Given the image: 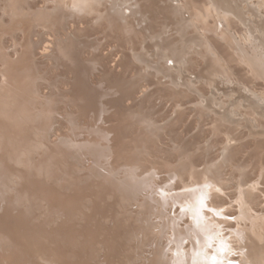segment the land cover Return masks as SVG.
I'll return each mask as SVG.
<instances>
[{
    "label": "rangeland",
    "instance_id": "1",
    "mask_svg": "<svg viewBox=\"0 0 264 264\" xmlns=\"http://www.w3.org/2000/svg\"><path fill=\"white\" fill-rule=\"evenodd\" d=\"M19 0H17V3L18 4H20V6H19V9L15 12H13L12 10L10 11V9H5V8H7V3H6V1L5 0H0V104H3L4 105V108H5V106L7 105L8 106V108H6L5 110H13L14 108L12 107V109L10 108L12 105H10V107H9V103L10 104H12V96H13V94H12V87H9V86H11V84H10V82H9V84H7L8 82L5 80V79H7L8 78V76L10 75V73H11V69H12V71H13V68L15 67V68H17V66L19 65L20 66V63L21 62H23L24 61V63H25V66L30 70V71H32V72H34V75H33V78L32 77H30L31 78V82H33L32 83V85H33V87H34V90H35V98L37 99V100H34V109L35 110H37L38 108H43V109H45V111H46V113H47V115L49 116V117H51V121L52 122H50L49 121V123H50V129L47 131L48 133L47 134H45V136H42V137H39V138H37L36 139V141H37V143L39 144L38 146H36L35 148H36V151L34 150L35 148H33V150L32 149H30V151H29V155L31 156V155H33V154H35V156L33 157V159H38V158H40L41 157V155L43 154V152L45 151L44 149L45 148H50V149H55L56 151H59L58 153H61V154H63V152H64V156H66L65 158H64V163L66 164V168L63 170V171H61V172H56V171H54V172H56L57 174L55 175V173L53 174V176L51 177H45L44 179H43V185L44 184H46V185H44L45 187H47V188H50V189H55L56 188V190H58L57 192L60 194V195H64L63 194V192H61V191H64L65 192V195H68V193L70 194L71 193V190L70 189H66L67 191H65V189H62L61 190V188H63V187H61L59 184H56L57 182L59 183V179L60 178H64V176L63 175H65L64 173H66L67 175H65V176H67L68 177V175L70 176V177H68L69 179H70V182L72 183V185H73V187L74 188H77V190H79L80 192H81V194H82V198H84L83 200H82V203H81V208H82V210H84L83 212H85V213H91V215L90 216H92V218H97L98 219V222H99V224L102 226V228L103 229H106V228H109L110 226H112L113 224H115V221L116 222H118L117 224L119 225V228H124V229H120V231H122V235L123 234H127L126 232H124V231H128V235H129V237L130 238H132V237H134L133 239H135V238H137V237H142L143 238V242H144V244L143 243H140L139 245L137 244V243H133V242H131L130 243V241H127V239H125V237H123V239H124V243H125V245H126V248H125V251L127 252V253H129V252H131V253H133V254H135V257L136 258H139L140 257V254L144 257H142L143 258V260L144 259H146V258H150L151 256H153V255H155V254H157L158 256H160V257H163V260H165V258L167 257H169V256H172L171 254L173 253V254H178V252H180L179 250L180 249H182L183 251H181V252H183V257H185V258H189L190 260H193V258L196 256V254H198L197 252H201V253H203V254H207V253H209L208 255L209 256H213L214 258L215 257H217L216 255H218L219 253H220V251H222L223 249H226V251L224 252V250L222 251V253H223V255H222V258H224L223 260H225V261H223L222 260V258L220 257L221 255L219 254V256H218V258H220V259H218V263L217 264H245V260L246 261H248L247 260V258L249 257L248 256V253H247V255L246 254H244L245 253V248H242L241 249V246L243 245V243H240L239 244V242H240V240L238 239V238H240L239 237V235H241L242 234V236L244 235H248L249 237L248 238H250V240H255L256 242H257V244H261L260 246H262V248L264 249V167H262V165H263V163H264V124L262 125V123H264V80H263V82H262V79H264V50H263V48H264V0H243V1H241V0H229V1H227V0H225V1H223V0H214V1H216V5H214V3H209V2H213V0H209V2H207V1H205V0H185L186 1V4L184 3L185 1L184 0H181L182 2L179 4L178 3V1H180V0H172L174 3H177V4H179V9L181 10V11H183V15L185 16V19H186V24H188L187 25V31H186V41L188 42V40L190 39V41L193 39V40H195V41H191V43L193 44V46L194 47H196V48H193L192 47V44L191 43H187V42H185L184 44L185 45H187V47L184 45V46H179V49L178 50H180L181 49V51L182 52H184L185 54H187V58H188V60H187V58L185 57V59H181V61L180 60H173L172 58H170L169 57V55H167V53H168V51L167 50H165L164 48L162 49V50H160L159 49V47L157 48L155 45L154 46H152L151 47V44H152V42L154 41L153 40V38L154 37H152L151 35H154V34H156V31L158 30V22H157V20L155 21V22H157L156 23V25H157V27L155 26V24H154V29H155V31L154 30H152V29H150L149 27H151V25L150 26H146L147 28H148V30L150 29V31H151V33H149V32H147V29H146V31L144 32V29L146 28H143V31H141V29H140V27H144L145 25H144V22L143 21H141V22H143V23H138V22H134L133 24L135 25H138V26H140L139 27V29H135V26H134V28H132V29H134V30H136L138 33L141 31V33H142V35H140V34H138V33H136V37H137V40L139 41L138 43L139 44H141V45H139L138 44V46H139V49L138 48H136V47H134L133 46V49H131L130 47L129 48H127V49H131V50H129V51H131V52H133L134 54H132V57H135V53H136V55H139L138 56V59L136 60L135 58H137V57H135V58H133V59H130V58H127V59H125V61H124V59H123V62H121L120 63V57H123V54L125 55V53H126V50L125 49H122V48H120V47H118L117 46V43L114 41V40H108V38L106 39V37H104V34H103V28H101L102 26V22H100V23H97L96 24V22L94 21V19L96 18L95 16H97L96 14H90L89 16H87V15H80V14H74V15H72V13L71 12H69V10H67L66 9V5H62V3L63 2H61V1H63V0H59V2L60 3H57L56 2V0H45V3L43 4H41V3H39V0H35V3L33 4L32 3V1L31 0H23V2H22V0H20L19 2H18ZM121 1L122 0H118V3H120V7L119 8H123V6L124 7H128V8H130V7H133V4H132V0H123L122 2L124 3L125 1L127 2L126 4L124 3V5H122L121 4ZM129 1H131L130 3H129ZM148 0H145V2H147ZM151 1V0H150ZM198 1V2H197ZM204 1V2H203ZM224 4V5H222V3ZM237 1V2H236ZM239 1V2H238ZM51 4H50V3ZM55 2V3H54ZM116 2H117V0H116ZM190 2H194L193 4H194V6H192V5H189V6H191V7H193V8H191V10H190V8H189V6H188V4L190 3ZM199 2H201V3H199ZM208 3V5H207V7L205 6L207 3ZM219 2H220V4H219ZM242 2V3H241ZM53 3V4H52ZM105 3H106V5L109 3V1L108 0H105ZM188 3V4H187ZM192 3H190V4H192ZM226 3V4H225ZM5 6H4V5ZM60 4V5H59ZM128 4V5H127ZM129 4H130V6H129ZM147 4H149V2L147 3ZM217 4H219V5H217ZM53 5H57V7L56 6H53ZM122 5V6H121ZM127 5V6H126ZM185 5L187 6V7H185ZM199 5H203V7L202 6H200L199 7ZM222 5V6H221ZM229 5H230V7H229ZM29 6V7H28ZM47 6V7H46ZM60 6V7H59ZM63 6V7H62ZM119 6V5H118ZM117 6V7H118ZM209 6H211V7H213V9L214 8H217V10L221 13H219L218 11H217V14L216 13H214V12H216V11H212V10H210V8H209V10L207 11V8L209 7ZM221 6V7H220ZM3 7V8H2ZM37 7V8H36ZM45 7V8H44ZM51 7H53V8H51ZM55 7V8H54ZM61 8V9H59V8ZM104 7V6H103ZM184 7V8H183ZM194 7H196V9L194 8ZM198 7V8H197ZM204 9V10H202V8ZM219 7H220V9H219ZM234 7V8H233ZM238 7H239V9H238ZM21 8V9H20ZM24 8V9H23ZM56 8H58L57 9V11L55 10ZM105 8V7H104ZM135 8H136V6H135ZM187 8H188V10H187ZM225 8V9H224ZM234 10H233V9ZM236 8V9H235ZM30 9V10H29ZM132 9H134V8H132ZM196 11H195V10ZM198 9H200V14L202 13V11H203V17H202V15H201V17L200 18H204V21H206V19H207V22L208 23H211L209 26H208V28L205 26L206 24H205V22L204 21H202V19H198L196 16H198L197 15V13H198ZM224 9V11H222ZM249 9V10H248ZM7 10V11H6ZM41 10V11H40ZM55 10V11H54ZM59 10V11H58ZM62 10V11H61ZM63 10H64V12H63ZM216 10V9H215ZM228 10L229 11H231V12H234L235 11V14H236V16H235V19H237L236 21H237V23H238V26H237V23L235 22V19H234V22L232 23V20H229L227 17H226V15L225 14H227L228 13ZM236 10L238 11V13H236ZM20 11V12H19ZM23 11V12H22ZM30 11H32V12H30ZM193 11V12H192ZM214 13L215 15H216V17L217 18H212V15H210V17H209V14L207 13ZM222 11V12H221ZM17 12H18V14H17ZM61 12V13H60ZM193 14H192V13ZM196 12V13H195ZM204 12H206V14L208 15V17H207V15H205L204 16ZM226 12V13H225ZM13 13V14H12ZM26 13V14H25ZM53 13V14H52ZM64 13V14H63ZM70 13H71V15H70ZM240 13V14H239ZM9 14H11L10 15V18H9ZM17 15V16H15V15ZM36 14H38V15H36ZM48 14V15H47ZM138 14V16H139V13H137ZM136 14V15H137ZM192 14V15H191ZM199 14V13H198ZM213 14V15H214ZM242 14V15H241ZM14 15V16H13ZM23 15H24V17H23ZM28 15V16H27ZM29 15H31V16H29ZM52 15V16H51ZM76 15V16H75ZM80 17H79V16ZM222 15H224V16H222ZM20 16H22L23 17V19L24 20H26L27 21V24H26V21L24 22L23 21V19L20 17ZM27 16V17H26ZM67 16H69V18H70V20H72V22H73V24H74V28H70V20H68L69 18L67 17ZM71 16H72V18H71ZM83 16H85V17H83ZM92 16V17H91ZM194 18H193V17ZM200 16V15H199ZM198 16V17H199ZM12 17V18H11ZM16 17V18H15ZM28 17H31V18H29L28 19ZM34 17V18H33ZM51 17H53L54 18V20H53V18H51ZM74 17V18H73ZM87 17H89V19H87ZM222 17H224V18H226V20L223 18V20H221V21H218L219 19H222ZM243 18V19H241V18ZM15 18V19H14ZM25 18H27V19H25ZM66 18H68V19H66ZM84 18V19H83ZM91 18V19H90ZM191 18H192V20H191ZM206 18V19H205ZM9 19H11V20H9ZM197 19V20H196ZM212 19H214V21H209V20H212ZM218 19V20H217ZM228 19V20H227ZM240 19V20H239ZM3 20V21H2ZM34 20V21H33ZM82 20L83 21H85L84 23L82 22ZM188 20H190V21H188ZM215 20H217V21H215ZM259 20H260V22H259ZM79 21V22H78ZM90 21V22H89ZM193 21V22H192ZM196 21V22H195ZM197 21L199 22H201V24L204 22V24H202V26H204V28H205V30H204V28L202 27L201 28V24L200 23H197ZM227 21H231L230 23L229 22H227ZM258 21V22H257ZM11 22V24H9ZM76 22V23H75ZM95 22V23H94ZM190 22V23H189ZM212 22H213V25H212ZM214 22L215 23H219V25L218 24H214ZM224 24H223V23ZM241 22V24H239ZM244 22V23H243ZM2 23H4V24H2ZM19 25H18V24ZM49 23V24H48ZM207 23V24H208ZM256 23H257V25H256ZM7 24V25H6ZM91 24V25H90ZM144 26H143V25ZM189 24H190V26H189ZM194 24V26L195 27H198L197 28V32L198 33H196V29H195V27H193L192 25ZM233 25V26H231V25ZM247 24V25H246ZM3 25V26H2ZM50 25V26H49ZM53 27H52V26ZM75 25H76V28H75ZM93 25V26H92ZM198 25H200V27L198 26ZM236 25V26H235ZM256 25V26H255ZM14 26V27H13ZM85 27V29H83L84 27ZM137 26V27H138ZM212 26V28H215V29H213V31L211 30V32H209V29H210V27ZM251 26V27H250ZM9 29H8V28ZM50 27V28H49ZM79 27H81V29H83V31L81 30V29H78ZM136 27V28H137ZM238 27H241V29H242V31H241V29H240V31L241 32H243V33H241L239 30H238ZM247 28V29H245V28ZM13 30H12V29ZM86 28H88V29H86ZM97 28V29H96ZM152 28H153V26H152ZM190 28H192V29H190ZM211 28V29H212ZM218 28V29H217ZM52 29H53V31H52ZM101 29V30H100ZM254 29V30H253ZM19 30V31H18ZM56 30V31H55ZM81 30V31H80ZM88 30V31H87ZM98 30H99V32H98ZM190 30H192L193 32H191ZM200 30V31H199ZM207 30V31H206ZM217 30H220V31H223V34H225V35H227V36H223L221 33H219L220 31H217ZM244 30H245V32H244ZM249 30V31H248ZM15 31H17V32H15ZM217 32V33H214V32ZM235 31V32H234ZM246 31H248V32H246ZM253 33H252V32ZM21 32V33H20ZM82 32L83 33H85V34H82ZM94 32V33H93ZM158 32H159V30H158ZM206 32V33H205ZM229 32V33H228ZM256 32V33H255ZM42 34V36H41V34ZM49 33L51 34V36L53 37L52 39H50L49 38ZM54 33V34H53ZM72 33V34H71ZM143 33H145L146 34V36H148V33H149V36H148V38L146 39V36H144L143 35ZM189 33V34H188ZM190 33H194V34H190ZM195 33H196V37L195 36H193V35H195ZM209 33V34H208ZM216 34L215 36L213 35L212 36V34ZM221 34V36L220 35H217V34ZM235 33V34H234ZM250 33H251V35H250ZM260 33V34H259ZM59 34V35H58ZM71 36H70V35ZM76 34V35H75ZM88 34V35H87ZM203 34V35H202ZM206 34V35H205ZM230 34V35H229ZM244 34H247V35H245V37H248L249 38V41H247L248 40V38L246 39L245 37H244ZM255 34V35H254ZM258 34V35H257ZM74 35V36H73ZM89 36V37H87V36ZM201 35V36H200ZM208 35V36H207ZM210 35V36H209ZM257 35V36H256ZM138 36H139V38H138ZM143 36L145 37L144 39H143ZM164 36H166L167 37V35H165L164 34ZM197 36H199V37H197ZM222 36L223 37H227L228 38V40H227V38H224V40L222 41V42H224L225 41V39H226V43H225V45L222 43V42H220V40H222ZM238 36V37H237ZM252 36V37H251ZM91 37V38H90ZM118 37V36H117ZM151 37H152V39H151ZM168 37H170V36H168ZM167 37V38H168ZM215 37H217V39L215 40ZM220 37V38H219ZM231 37L234 39V42L236 41V43H235V46L234 47H236V44H237V47L239 48H237L236 47V49H238L237 51L239 52L240 50L243 52H239V53H241V54H239L238 52H237V55H238V57L240 58V59H237L236 57H233V56H231L232 55V52H229V48H232V47H229L228 48V42H230L231 40ZM8 38H10V39H8ZM86 38H88L87 40L91 43H89L87 40H84V39H86ZM200 38V39H199ZM206 38V39H205ZM213 38V39H212ZM49 39V40H48ZM84 41H87V42H84ZM119 39V38H118ZM142 39V40H141ZM145 39L147 40V41H152L150 44H147V41H146V43H145ZM198 41H197V40ZM232 39V40H233ZM252 39V40H251ZM18 40V41H17ZM52 40V41H51ZM202 40V41H201ZM207 41L206 43H204L205 41ZM250 40L251 41H253L251 44L249 43L250 42ZM255 40V41H254ZM257 40H259V41H257ZM10 41V42H9ZM11 41H12V43H11ZM23 43H22V42ZM59 41V42H58ZM91 41H96L95 43H94V45L96 44V46H94V47H92V48H94V49H96L95 50V52H96V57H98V58H96V60H97V62L95 63L96 65H97V67H99L100 65H102V66H100L99 68H96V69H99V70H102L101 72L103 73V72H105V74L106 75H108L109 74V76L108 77H106L107 79H105L104 78V76H105V74H102L100 71H96V72H94V70L93 69H91V67H89V65L90 64H87V62H88V60L86 59V58H88L87 57V55H90V50L92 49L91 48V46H93L92 45V43L93 42H91ZM144 41V42H143ZM246 43H245V42ZM2 42V43H1ZM17 43V44H15V43ZM55 42L56 43V47H55V45H53V43ZM65 42V43H64ZM105 42H106V44H105ZM178 42V40L176 39V40H174V43H177ZM198 42H203L202 44L201 43H199V45H198ZM214 42V43H213ZM238 42L239 43H241V44H238ZM19 43V44H18ZM54 43V44H55ZM67 43V44H66ZM85 43V44H84ZM196 43V44H195ZM211 45H210V44ZM213 43V44H212ZM222 43V45H220ZM13 44V45H12ZM78 44H81V45H79L78 46ZM83 44V45H82ZM98 44V45H97ZM104 45V46H101V45ZM110 44V45H109ZM113 44H115V45H113ZM126 44V43H125ZM144 44V45H143ZM147 44V45H146ZM190 44V45H189ZM201 44V45H200ZM203 44H205L204 46V48L202 49L201 47H202V45ZM209 44V45H208ZM214 44H217L216 46L218 47V46H221V47H218V48H216V46L214 45ZM253 44V45H252ZM18 45V46H17ZM59 47H58V46ZM100 45V46H99ZM135 46L137 45V44H134ZM150 46V48L152 49V51H153V55H155L154 57H155V59L153 58V56H150V55H152V51L150 50V48L148 49V47ZM153 45V44H152ZM196 45V46H195ZM214 45V46H213ZM234 45V44H233ZM257 45V46H256ZM42 46V47H41ZM46 46V47H45ZM83 48H82V47ZM85 46V47H84ZM88 46V47H87ZM90 46V47H89ZM112 46V47H111ZM124 46H127V45H124ZM147 47V49H145L144 47L142 48L143 50H141L140 51V49H141V47ZM211 46V47H210ZM223 46H226L227 47V49L224 51V49L222 50V48H223ZM241 46V47H240ZM256 46V47H255ZM24 47V48H23ZM27 49H26V48ZM128 47V46H127ZM154 47V48H153ZM184 47V48H183ZM189 47V48H188ZM197 47H199V50H194V49H198ZM208 47H210L211 48V50L208 48ZM254 49H253V48ZM258 47H259V49H258ZM15 48V49H14ZM47 48V49H46ZM202 50H201V49ZM214 48H216V49H214ZM221 48V49H220ZM225 48V47H224ZM242 48V49H241ZM30 49V50H29ZM50 49H52V50H50ZM90 49V50H89ZM93 49V50H94ZM145 49V50H144ZM157 49V50H156ZM183 49V50H182ZM191 49L193 50L192 51V53L191 52H189V51H191ZM250 49V50H249ZM4 52H3V51ZM21 50H24V51H21ZM27 50V51H26ZM56 50V51H55ZM73 50V51H72ZM76 50V51H75ZM86 50V51H85ZM119 50V52H120V54H115L116 53V51H118ZM135 50H137V51H135ZM138 50L140 51V53H138ZM156 52H155V51ZM164 50L166 51V52H164ZM205 50V51H204ZM210 50V51H209ZM215 50V51H214ZM220 50V51H219ZM232 50V49H231ZM230 50V51H231ZM234 50V49H233ZM52 53H51V52ZM55 51V52H54ZM60 51V52H59ZM110 51V52H109ZM135 51V52H134ZM150 51V52H149ZM159 51V52H158ZM208 53H207V52ZM227 51V52H226ZM253 51V52H252ZM257 51V52H256ZM21 52H22V54H21ZM24 52V53H23ZM54 52V53H53ZM59 52V53H58ZM82 54H81V53ZM98 52V53H97ZM113 54H112V53ZM144 52V53H143ZM155 52V53H154ZM162 52H164V53H166V56L164 55V53H162ZM203 52H205L206 54H204ZM209 52H211V54L212 55H210L209 54ZM4 53V54H3ZM14 53H16V54H14ZM27 53V54H26ZM42 53V54H41ZM66 53V54H65ZM84 53V54H83ZM89 53V54H88ZM142 53V54H141ZM146 53V54H145ZM150 53V54H149ZM190 53V54H189ZM203 53V54H202ZM216 53V54H215ZM218 53V54H217ZM220 53H221V55H222V58H221V55H220ZM252 55H251V54ZM263 55H262V54ZM3 54V55H2ZM61 54H63V55H65L64 57H63V55H61ZM208 54V55H207ZM213 54L214 55H217L218 57H216V56H213ZM223 54H224V56H225V58L227 57L226 55H229V54H231V55H229V57H227L226 59L224 58V56H223ZM245 54V55H244ZM248 54H249V56H248ZM22 55H23V57H22ZM79 55V56H78ZM101 56V57H99V56ZM114 55V56H113ZM117 55V56H116ZM122 55V56H121ZM134 55V56H133ZM143 57H142V56ZM145 55V56H144ZM164 55V59L162 58V56ZM204 55V56H203ZM242 55H244V56H242ZM22 57V59H21V57ZM28 56V57H27ZM70 56V57H69ZM85 56V57H84ZM197 56H199V57H202V58H200L199 59V57H197ZM209 56V57H208ZM235 56V55H234ZM262 56V57H261ZM8 57H9V59H8ZM26 57V60L27 61H25V58ZM62 59H61V58ZM65 57H67V58H65ZM103 57V58H102ZM113 57V58H112ZM196 57H197V61L195 60L196 59ZM211 57H213V58H211ZM5 61H3L2 59ZM21 59V61H20V59ZM120 60H119V59ZM139 58H140V61H142V63L139 61ZM146 58V59H145ZM156 58H158V59H156ZM161 58H162V60H161ZM167 58V59H166ZM169 58V59H168ZM207 58V59H206ZM211 58V59H210ZM215 58L217 59V60H215ZM221 58V59H220ZM232 58V59H231ZM243 58V59H242ZM12 59V60H11ZM15 59V60H14ZM19 59V60H18ZM24 59V60H23ZM28 59H30V62L28 63ZM69 59V62L67 61ZM85 59V60H84ZM119 60V62H116L115 60ZM130 59V60H129ZM141 59H144L145 60V64H143L144 62H143V60H141ZM218 59H220V60H218ZM227 59H229V60H227ZM234 59V60H233ZM237 59V60H236ZM257 59V60H256ZM259 59V60H258ZM261 59V60H260ZM63 60L66 62H63ZM82 60H84L83 61V63H82ZM127 60V61H126ZM132 60H133V63H132ZM161 60V61H160ZM186 60V61H185ZM192 60H194V62L192 61ZM205 60V61H204ZM213 60H215L214 61V63H213ZM236 60V61H235ZM239 60V61H238ZM253 60V61H252ZM11 61V62H10ZM17 63H16V62ZM55 61V62H54ZM87 61V62H86ZM155 61H158L157 63L155 62ZM164 61V62H163ZM172 61H174V63L172 62ZM199 61V62H198ZM202 61H204V62H202ZM216 61H218L217 63H216ZM223 61V62H222ZM227 63H225V62ZM235 61V62H234ZM256 61V62H255ZM259 62V64H258V62ZM16 64H15V63ZM41 62V63H40ZM54 62V63H53ZM57 62V63H56ZM71 62V63H70ZM116 62V63H115ZM127 62V63H126ZM130 62V63H129ZM138 62H140L141 63V66H140V64L138 63ZM148 62H150V67L147 65L148 64ZM161 62V63H160ZM162 62H163V64H162ZM172 62V63H171ZM187 62H190V63H188L187 64ZM192 62H193V64H192ZM220 62V63H219ZM222 62V63H221ZM245 62V63H244ZM28 63V64H27ZM56 63V64H55ZM69 63V64H68ZM89 63V62H88ZM97 63H99V64H97ZM120 64V66L121 65H123L124 64V66H121L123 69H124V71H123V69L119 66V65H117V64ZM135 63H137V64H139V66H137L138 68H136V66H135ZM164 63H165V65H164ZM195 63H196V65H195ZM212 63V64H211ZM215 63H216V65L217 66H222V64H223V69H225V71L222 69V71H224L225 73H222V71H221V73L222 74H224L226 77H224V80H223V77H220V76H222V74L220 75L219 73H220V69H219V67H217L216 65H215ZM27 64V65H26ZM136 64V65H137ZM157 64V65H156ZM160 64V65H159ZM174 64V65H173ZM184 64V65H183ZM200 64V65H199ZM15 65V66H14ZM49 65V66H48ZM65 65V66H64ZM72 65H74L73 67H75V68H71L72 67ZM99 65V66H98ZM117 65V66H116ZM166 69V72H165V69L162 67V66ZM191 65V66H190ZM192 65H195L194 67L192 66ZM198 65V67H196ZM226 67H225V66ZM229 65H230V67H229ZM233 65V66H232ZM248 65V66H247ZM29 66V67H28ZM68 66V67H67ZM131 68H130V67ZM132 66H134L135 68H132ZM145 68H147V66H148V68L147 69H149L150 70V68H151V70L150 71H146L145 70V72H143L142 70H144V67ZM156 66V67H155ZM158 66V67H157ZM170 66H171V68H173L174 66L176 67H174L173 68V70L176 72H174V71H172L171 70V68H170ZM184 66L186 67V68H188V70L189 71H191V68H192V71L191 72H189L186 68H184ZM188 66V67H187ZM205 66V67H204ZM213 66V67H212ZM232 66V67H231ZM251 66V67H250ZM257 66V67H256ZM263 66V67H262ZM10 67H11V69H10ZM67 67V68H66ZM88 67H89V69H88ZM140 67H142L141 69H140ZM162 67V68H161ZM177 67H179V68H177ZM195 67L197 68V69H195ZM209 67V68H208ZM215 67V68H214ZM228 67V68H227ZM239 69H238V68ZM247 67H248V69H247ZM253 67H254V70H253ZM256 67V68H255ZM69 68V69H68ZM101 68V69H100ZM118 68V69H117ZM121 68V69H120ZM130 68V71L128 70ZM154 68H156L155 70H156V72L159 70L158 68H160L161 70H159L160 72H162V74H165L164 76H162V74L159 72V75L161 74V76H162V78H161V76H160V78L162 79V81H165L166 80V78H165V76H169L170 78H168L167 77V79H168V81L165 83V82H158V80L159 81H161L160 80V78L159 79H156L155 77H157L158 78V76L159 75H155L154 74V76L153 75H151V74H153L152 73V70L154 69ZM208 68V69H207ZM216 68H217V70H216ZM227 68V69H226ZM233 68V69H232ZM236 69V71H235V69ZM10 69V70H9ZM62 69V70H61ZM134 69V70H133ZM140 69V70H139ZM158 69V70H157ZM183 69H186V71L185 72H183L182 70ZM206 69H207V71H206ZM210 69V71H208ZM231 69V70H230ZM240 70V71H238V70ZM242 69V70H241ZM37 72H36V71ZM73 70V71H72ZM84 70V71H83ZM91 70V71H90ZM109 70V71H108ZM111 70H112V72H111ZM121 70H122V72H121ZM132 70V71H131ZM139 70V71H138ZM155 70H153V72H155ZM177 70V71H176ZM203 70V71H202ZM212 70V71H211ZM259 70H260V72H259ZM9 71V72H8ZM60 71H61V73H60ZM82 71H83V73H82ZM88 71V72H87ZM106 71H108L107 73H106ZM118 71L119 72H121L122 74H120V73H118ZM127 71L129 72L128 73V75L129 76H127V74H125V73H127ZM183 72V74H182V72ZM196 71V72H195ZM214 71H216V74L214 75ZM218 71V72H217ZM229 71H230V73H231V75L229 74ZM254 73H253V72ZM258 71V72H257ZM7 72H8V74H7ZM81 72V73H80ZM116 73V76H115V74H113V73ZM136 72H138V75H137V73ZM140 72V73H139ZM149 72V73H148ZM150 72H151V74H150ZM207 72V73H206ZM213 72V73H212ZM227 72V73H226ZM256 72V73H255ZM63 73V74H62ZM75 73V74H74ZM94 73V74H93ZM113 74V76L115 77V78H113L111 75ZM118 73V74H117ZM132 73V75H130ZM134 73H136V74H134ZM142 73H144V74H142ZM147 73V74H146ZM158 73V72H157ZM178 73V74H177ZM203 73V74H202ZM204 73H206V74H204ZM239 73V74H238ZM245 73V74H244ZM250 74V76L249 75H247V74ZM111 74V75H110ZM121 75V77H119L120 75ZM124 74V75H123ZM134 74V75H133ZM145 74L147 75V76H145ZM148 74H149V76H151V77H149L148 76ZM197 74V75H196ZM212 74V77L210 76ZM219 74V75H218ZM244 74V75H243ZM256 74V75H255ZM5 75H8V76H5ZM96 75V76H95ZM99 75V76H98ZM103 75V76H102ZM126 75V76H125ZM138 77H137V76ZM200 75V76H199ZM217 75H218V77H217ZM223 75V76H224ZM227 75H229V76H227ZM245 75H247V77L249 76V78H247ZM258 75V76H257ZM260 75H262V76H260ZM30 76V75H29ZM35 76V77H34ZM80 76V77H79ZM100 76H101V78H100ZM130 76H131V78H130ZM134 76V77H133ZM153 76V77H152ZM197 76V77H196ZM215 76V77H214ZM239 76V78H237V77ZM253 76V77H252ZM255 76V77H254ZM259 76L261 77V79L259 78ZM5 77V78H4ZM74 77V78H73ZM77 79H76V78ZM98 77H99V79H98ZM104 79H103V78ZM109 77H110V79H109ZM116 77H119L118 79H116ZM128 77V78H127ZM133 77V78H132ZM144 78L143 79V81L142 82H139V84L140 83H142V84H140V86L142 85V87H140L139 85L137 86L136 84L138 83H135L137 80L138 81H141V78ZM146 77V78H145ZM147 77H148V81L146 80L147 79ZM164 77V78H163ZM172 77V78H171ZM205 77H208V79L206 80V78ZM236 77V78H235ZM243 77V78H242ZM244 77H246V78H244ZM263 77V78H262ZM97 78V79H96ZM123 79V78H126V79H131V80H134L135 78V80L133 81V83H135V85L137 86V87H133V86H135L134 84L132 85V88H133V90L131 91V93H126L125 95H123V98H122V100L120 101V103H118L117 101H119V100H117L116 102H117V105L119 104V106L118 107H120L119 109H120V111H122V113H125L124 111H130V110H132V111H130L131 113L134 111L135 113H134V118L132 119V115H133V113H132V115L130 114V113H125V115L124 114H122V113H118L119 111V109L118 108H115L114 107V109L116 110V111H113L114 109L113 108H111V107H109L110 109L108 110L107 108L108 107H106V108H103L102 109V112H104L103 110H105V112H107L106 110H108L109 112H107L108 114H111L112 115V118L110 117V115L108 116V117H110L111 118V120L113 121V123L112 122H110V125L112 126H109V123H108V125L107 126H109V127H111V128H108L107 126H105L106 125V123L110 120V118H109V120H108V117H107V119H106V117H105V119H106V121H105V119L103 118V114H102V112H101V109L99 108V107H97V111H99L98 113H97V111L95 110L96 109V106H99V104L98 105H96V101H98V100H96V98L98 97V95H96L97 97L96 98H94V96H93V98H91L92 97V94L91 93H94V91L95 92H97V89H94V88H97V84L99 85L98 87H99V89L101 88L102 89V87H103V89L102 90H106L108 87H109V85L108 84H113L114 86H112V89H115L116 90V88L115 87H119L120 88V86H117V84H114L113 82L115 81V83H116V81H118V82H120L121 83V79ZM140 80H139V79ZM198 78V79H197ZM206 80H204V79ZM216 78H219V79H216ZM225 78H227V79H229V80H231V81H235L234 83L233 82H231V81H229L228 80V83L226 82V80L227 79H225ZM231 78V79H230ZM242 78V79H241ZM253 78V79H252ZM257 79V78H259V79H257V80H255V79ZM34 79V80H33ZM75 79V80H74ZM80 79V81L81 82H83V84L85 83V84H87L88 86L87 87H89V88H91L88 92H90V95H88L87 94V92H86V89L84 90V91H82V93L84 92L85 93V95L87 94L88 96H87V98H89L88 99V103L86 102V105L88 104V105H90V109L88 108V105H87V111L89 112V110H92V108H94V110L96 111H94L95 112V114H94V112H90V114L88 115L87 113H85V112H82V113H84V114H82V113H80V109H78V106L80 105V102H81V100H79L80 99V97L78 96L79 95V93H77L78 91H77V88L79 87L80 88V86L82 85V83L81 82H78V80ZM84 81H83V80ZM86 79V80H85ZM101 79V80H100ZM109 79V80H108ZM163 79H165V80H163ZM175 79V80H174ZM201 79V80H200ZM221 79H222V81H221ZM238 79V80H237ZM5 80V81H4ZM8 80V79H7ZM33 80V81H32ZM98 80H100V81H98ZM103 80H105V81H103ZM108 80V81H107ZM114 80V81H113ZM169 80H170V82H169ZM199 80V81H198ZM204 80V81H203ZM210 80V82H208L207 83V81H209ZM221 81V83H220V85H219V83H217V81L218 82H220ZM246 81V83H245V81ZM248 80H250V81H248ZM254 81L253 83L251 82V81ZM260 80V81H259ZM8 85H6L4 82ZM75 81V82H74ZM113 81V82H112ZM147 81V82H146ZM151 81H153V83L151 82ZM177 82V83H171V82ZM248 81V82H247ZM70 82V83H69ZM98 82V83H97ZM99 82H101V83H99ZM107 84H106V83ZM112 82V83H111ZM169 82V83H168ZM178 82H180V85H178ZM185 82V83H184ZM194 82L196 83L197 82V84H195V85H197L198 86V88H197V86H194L193 84H194ZM213 82V83H212ZM224 82V83H223ZM229 82H231V84L229 83ZM243 82V83H242ZM256 82V83H255ZM4 83V84H3ZM77 83H78V87L77 88H75V86H77ZM80 83V84H79ZM89 83V84H88ZM90 83L93 85H91L90 86ZM148 83H152V84H148ZM168 83V84H167ZM188 84V86H190V88L189 87H187V90L186 91H184L183 89H186V87L184 88L183 86L184 85H187ZM191 83H193V84H191ZM202 83V84H201ZM204 83V84H203ZM227 83V84H226ZM247 83H248V85H247ZM258 83V84H257ZM260 83V84H259ZM67 84V85H66ZM173 84H174V86H173ZM201 84V85H200ZM209 84H211V85H209ZM226 84V85H225ZM245 84V85H244ZM250 84L253 86V88L250 86ZM255 84V85H254ZM263 84V85H262ZM2 85V86H1ZM80 85V86H79ZM94 85H95V87H94ZM101 85V86H100ZM116 85V86H115ZM177 85V86H176ZM192 85V86H191ZM204 85V86H203ZM209 85V86H208ZM219 85V86H218ZM259 85V87L257 88V86ZM4 86V87H3ZM84 86V85H83ZM171 86V87H170ZM172 86H173V88H174V90H173V88H172ZM175 86H176V88H175ZM179 86V87H178ZM205 87V89L203 88V87ZM216 86L218 87V88H216ZM255 86V87H254ZM261 86L263 87V88H261ZM2 87V88H1ZM8 87V88H7ZM92 87H93V90H92ZM105 87H107V88H105ZM140 87V88H139ZM200 87V88H199ZM219 87H221L222 88V90H221V88H219ZM235 87V90L233 89ZM4 88V89H3ZM69 88V89H68ZM78 88V89H79ZM135 88H136V90H135ZM138 88V89H137ZM167 88V89H166ZM170 88H172V89H170ZM182 90H181V89ZM188 88L192 91V92H194V91H197L196 93H192V92H190V90H188ZM241 88V89H240ZM255 88V89H254ZM51 89V90H50ZM53 89V90H52ZM179 89V90H178ZM194 89V90H193ZM204 89V90H203ZM258 89V90H257ZM11 90V91H10ZM91 90L93 91V92H91ZM171 90H173V91H176V93L178 92V94L176 95V94H171L170 92H171ZM199 90H201L200 92H199ZM262 90V91H261ZM99 91V90H98ZM129 91V90H128ZM183 91V92H182ZM9 92V93H8ZM40 92V93H39ZM49 92V93H48ZM184 92H187V93H184ZM189 92L190 93H192L191 95L189 94ZM221 92H222V94L223 95H221ZM229 92V93H228ZM69 93V94H68ZM83 93V94H84ZM233 93V94H232ZM94 94H97V93H94ZM115 94H117L118 95V93H116L115 92ZM131 94L132 95H134L135 97H130L131 96ZM184 94H187V95H184ZM193 94H194V96H193ZM195 94H196V96H195ZM237 94L239 95V97L237 96ZM175 97H173V96ZM176 95V96H175ZM228 95V96H227ZM233 95V96H232ZM234 95H235V97H234ZM76 96L77 97H79V99L77 98L76 99ZM220 96V97H219ZM223 96H224V99H223ZM226 96V97H225ZM237 96V97H236ZM114 97H116V95H114ZM219 97V98H218ZM222 97V98H221ZM11 98V99H10ZM99 98V97H98ZM97 98V99H98ZM126 98V99H125ZM132 98V99H131ZM206 98V99H205ZM210 98V99H209ZM218 98V99H217ZM238 99V100H236V101H238V104L236 103V101L234 100V99ZM5 100V102H4V100ZM49 99V100H48ZM75 99H76V101H75ZM138 99H139V101H138ZM220 99H222V102L220 103ZM228 101H227V100ZM241 99V100H240ZM80 102H79V101ZM96 100V101H95ZM124 100V101H123ZM209 100V101H208ZM226 101V103H229V104H227V106H226V103H224V101ZM230 100V101H229ZM231 100H234V101H231ZM95 102V104H94V102ZM132 101V102H131ZM47 102V104H45ZM73 102V103H72ZM76 102V103H75ZM77 102H78V104H77ZM89 102H91V103H89ZM132 104H131V103ZM206 102L208 103V104H206ZM231 102V103H230ZM237 104H235V103ZM252 102V103H251ZM94 104V106H93V104ZM126 103V104H125ZM210 103V104H209ZM220 105H222V106H219L218 104ZM224 103V104H223ZM239 103H240V105H239ZM43 104V105H42ZM77 104V105H76ZM114 105L116 104L115 102L113 103ZM135 104V105H134ZM205 104V105H204ZM233 106H232V105ZM36 105H37V107H36ZM96 105V106H95ZM113 105V106H114ZM130 105V106H129ZM203 105V106H202ZM206 105H209L210 107H207ZM217 105V106H216ZM223 105H225L224 107H223ZM127 106V108L129 107V109H125V107ZM134 106V107H133ZM205 106V107H204ZM220 108H219V107ZM229 106V108H227ZM239 110H237V109H235V107ZM241 106V107H240ZM101 107V106H100ZM103 107V106H102ZM101 107V108H102ZM142 107V108H141ZM143 107H145V109L143 108ZM204 107V108H203ZM207 107V109H205ZM225 107H226V110H228L227 112L225 111ZM55 108V109H54ZM99 108V109H98ZM123 110H122V109ZM199 108V109H198ZM201 108H203V109H201ZM209 108H211V109H209ZM217 108H219V109H217ZM223 108V109H222ZM231 108H233V109H235V110H231ZM241 108V109H240ZM260 108V109H259ZM77 109V110H76ZM136 109H138L137 111H135ZM149 109V110H148ZM198 109V110H197ZM256 109V110H255ZM73 110V111H72ZM113 111V113H112V111ZM198 112H197V111ZM205 110V113L203 114V111ZM211 110V111H210ZM217 111V114L219 113V118H218V116H217V114H216V112L215 111ZM14 112H17V111H15V109L13 110ZM111 111V112H110ZM199 111H200V113H199ZM202 111V112H201ZM213 111H214V113H213ZM221 111V112H220ZM224 111V112H223ZM230 111V112H229ZM251 111V112H250ZM101 112V113H100ZM138 112V113H137ZM210 114H209V113ZM223 112V113H222ZM226 112V113H225ZM229 112V113H228ZM231 112H233V113H231ZM236 114H235V113ZM238 112H240V113H238ZM259 112V113H258ZM94 114L93 116H92V114ZM143 113V114H142ZM201 113H202V115H201ZM225 113V114H224ZM257 113V114H256ZM81 114H82V116H81ZM99 114H102V115H100V116H98ZM104 114H106V113H104ZM107 114V115H108ZM123 115V117H124V119L126 118V119H128L127 118V114H130L131 115V117L130 116H128L129 117V121L127 122V121H125L124 119H122L119 115ZM146 114V115H145ZM149 114H151L150 116H149ZM211 114H212V116H211ZM216 114V115H215ZM240 115V116H242L241 117V119H239L240 117L238 116V115ZM256 114V115H255ZM84 115V116H83ZM91 115V116H90ZM96 115V116H95ZM107 115H105V116H107ZM115 115V116H114ZM121 115V116H122ZM141 115V116H140ZM210 115V117H208ZM223 117H222V116ZM225 115H226V117H225ZM244 115V116H243ZM96 118H95V117ZM120 118H119V117ZM254 116V117H253ZM55 117V118H54ZM70 117H72V119L70 118ZM84 117H86V118H84ZM93 117V118H92ZM98 117V118H97ZM114 117H115V119H114ZM148 117V118H147ZM212 117V118H211ZM230 117H232V118H230ZM238 117V118H237ZM92 119V121H91V119ZM100 118V121L99 120H97V119H99ZM101 118H103V119H101ZM118 118V119H117ZM144 118H146V119H144ZM151 118V121L149 120ZM155 120H153V119ZM208 118H210V120L208 119ZM224 118V119H223ZM225 118H226V120H225ZM70 119V120H69ZM75 119V120H74ZM88 119V120H87ZM130 119H132V121L134 120L135 122H133L132 123V121H130ZM157 119V120H156ZM207 119V120H206ZM212 119H216V120H218L221 124H219V122L218 123H216L217 121H215V122H213L212 124H213V126H212V124L210 123V122H212L213 120ZM224 121H223V120ZM230 119H232V120H230ZM233 119H238L236 122L235 121H233ZM89 120H90V122H89ZM105 121V122H103V127H104V129H105V127L108 129V130H104V131H97V128L99 129L100 128V124H101V127H102V122L101 121ZM110 120V121H111ZM115 120H116V125H115ZM120 120V122H127L128 123V125L126 126V131L124 130V129H122V128H125V126L123 125H120V122H117V121H119ZM122 120V121H121ZM176 122H175V121ZM212 120V121H211ZM229 120V121H228ZM256 120H257V122H256ZM71 121V122H70ZM158 121V122H157ZM170 121L172 122V123H174L175 122V125L173 124H171L170 123ZM226 121V122H225ZM247 121H250V122H247ZM261 121V122H260ZM70 122V123H69ZM86 122V123H85ZM101 122V123H100ZM121 123V124H124V123ZM237 122H239V123H237ZM242 122V123H241ZM259 122V123H258ZM72 123V124H71ZM95 125H98V126H95ZM99 123V124H98ZM126 123V124H127ZM139 123V124H138ZM158 123V124H157ZM170 123V124H169ZM216 123V124H215ZM223 123H225V124H227V125H225V124H223ZM261 123V124H260ZM67 124V125H66ZM69 124V125H68ZM91 124V125H93V127L94 128H91L92 126L89 125ZM112 124H114L115 126H117V124H119L120 126H122V127H120L121 129H122V131H124V132H121V130H119V128L117 129V127H119V126H117L116 127V129L117 130H119L117 133H119L120 132V134H123V135H128V136H126V139H123V136L122 135H117L115 132L117 131H115V126L114 125H112ZM131 126H130V125ZM139 125V126H142V127H139V126H137V125ZM142 124V125H141ZM143 124H145L146 126H149V124H150V126H154V125H156V127L158 128V129H155L153 126H152V128L153 129H155L154 130V132H150V134H151V136H150V134H149V132H147L148 130V127L145 129L144 128V126H143ZM148 124V125H147ZM160 124V125H159ZM171 126L172 125V127H168L169 125ZM236 124H238V125H236ZM239 124H242L243 126H241V125H239ZM260 124V125H259ZM79 125V126H78ZM88 125V126H87ZM164 127H163V126ZM188 125V126H187ZM216 125H218L217 127H215ZM221 127H220V126ZM223 125H224V127L226 128V129H228L227 131H231L232 130V127H235L234 129H233V132L231 131L230 132V134L229 133H227L228 135H226V133H225V131L224 132H222V130H226V129H222V127H223ZM244 125H246L245 127H244ZM248 125H249V128H248ZM261 125H262V127H261ZM77 126V127H76ZM85 126H87L88 127V129L85 131L84 129H86V127ZM145 126V127H146ZM160 126H162V127H160ZM174 126V127H173ZM237 126H239V127H237ZM240 126H241V128H240ZM75 127V128H74ZM82 127V129H81V131L79 132V128H81ZM127 127L130 129V130H128L127 129ZM139 129H137V128ZM160 127V128H159ZM168 127V128H167ZM215 127V129L217 128V130H218V128L219 129H221L220 131L221 132H219L218 133V131L217 130H215V129H213ZM231 127V128H230ZM247 127V128H246ZM73 128V129H72ZM89 128H90V130H89ZM96 128V129H95ZM165 128V129H164ZM230 128V129H229ZM237 128H239V129H237ZM262 128V129H261ZM55 129V130H54ZM91 129H92V131H91ZM100 129H102V128H100ZM109 129H113L111 132L113 133H111V135H114V133H115V136H113V138L114 139H111L112 138V136L109 134V136L111 137L110 139L111 140H113L114 142H117V140H120V137L122 136V143H121V141H120V143H116L115 145H117L118 144V146H115V147H117L116 149V151H118L119 152V154L115 151V149L113 150L112 148H115L113 145V142L108 138H106V137H108L107 136V134H108V131H110ZM143 129V130H142ZM144 129L145 130H147L146 131V133H147V135H145V131H144ZM149 129H150V127H149ZM161 129V130H160ZM213 129V130H212ZM239 131H237V130ZM241 129V130H240ZM132 130H137V134H135V132L134 131H132ZM151 131H152V129H150ZM149 130V131H150ZM157 130H159V131H157ZM166 130H167V132H166ZM238 132H236V131ZM88 131H90L92 134H90V132H88ZM107 133H106V132ZM129 131V132H128ZM131 131V132H130ZM139 131H143L144 133H142V132H139ZM161 131V132H160ZM235 131V132H234ZM57 132V133H56ZM95 132H97V133H95ZM98 132H99V134H98ZM103 132H105V134L104 135H106V136H104L102 133ZM132 132H134L133 134L134 135H138V133H139V135L138 136H140L142 139L141 140H143L144 141V139H143V136L145 135V136H147L148 138H149V140H150V143L148 144L147 142H145V143H143V144H148L149 146L150 145H152V143H153V147H152V151L150 150V149H148L149 151L148 152H150L149 153V155L151 154V155H153L152 153H154L155 152V154L153 155L154 156V158L153 157H149V155H147V154H145L146 153V151L147 150H145L144 151V146H142L143 144H142V141L140 142L142 145L139 147L140 149H141V147H143L142 149H141V151H140V149H138L141 153H138V151H136L135 150V148H138V143H139V141H140V138L138 139V137L136 138V136H132V138L133 139H131V137H129L131 134H132ZM157 132V133H156ZM244 132V133H243ZM64 133V134H63ZM80 133V134H79ZM94 133H95V135H94ZM125 133V134H124ZM126 133H128V134H126ZM156 133V137L157 138H159V140L157 141V139L155 138V137H153L152 135L153 134H155ZM224 133V134H223ZM235 133V134H234ZM237 133V134H236ZM247 133V134H246ZM43 134V133H42ZM81 136V137H79V135ZM85 134H86V137H84L85 136ZM90 134V135H89ZM98 134V135H97ZM132 134V135H133ZM149 134V135H148ZM159 134H161V135H159ZM167 134H169V135H167ZM240 134V135H239ZM251 134V135H250ZM97 135V136H96ZM141 135H143V136H141ZM159 137H158V136ZM233 135V136H232ZM66 136V137H65ZM75 136V137H74ZM77 136V137H76ZM83 136V137H82ZM90 138H89V137ZM117 136H119V137H117ZM124 136V137H125ZM144 136V138H146ZM178 136V137H177ZM201 136V137H200ZM226 136V137H225ZM229 136V138L231 139V141H234V142H232V143H230V144H228L227 145V142L229 143L230 142V140L227 138ZM98 137V138H97ZM107 139V140H110L109 142H111L112 144L110 145V143H108V141L105 139V138ZM116 137L117 138H119V139H117L116 141H115V139H116ZM136 139H135V138ZM151 137H153V138H151ZM160 137H162V138H160ZM176 137V138H175ZM219 137H221V138H219ZM41 138H43V139H41ZM46 138V139H45ZM83 138V139H82ZM105 140V141H103V139ZM148 138H146L145 139V141L148 139ZM233 138V139H232ZM259 138V139H258ZM85 139V140H84ZM91 139V140H90ZM94 139V140H93ZM102 139V140H101ZM137 140L135 143L137 144V146H136V144H135V146H134V141L133 140ZM154 139H156V140H154ZM226 141V139H228L229 141H226V142H224V140ZM39 140V141H38ZM45 141V142H42V141ZM64 142H63V141ZM90 142H89V141ZM131 140V144H132V146H133V148H134V151L136 152V153H138V154H135V152L133 151V148H132V146L131 145H129V144H127V142L128 141H130ZM149 140H147L148 142H149ZM152 140H154L153 142H152ZM180 140V141H179ZM217 140V141H216ZM221 140V141H220ZM52 141V142H51ZM56 143H58V144H56ZM106 141H107V144H106ZM224 143H223V142ZM256 141V142H255ZM261 141H262V143H261ZM54 142V143H53ZM66 142V143H65ZM99 142H101V143H103V144H105V145H103V144H100ZM155 142V143H154ZM221 142V143H220ZM253 142V143H252ZM89 143H91V144H89ZM95 143V144H94ZM124 143V144H123ZM128 145V151H130V149H132V151H130L129 152V155H131V154H133L131 157H127L126 158V156L127 155H125V154H123V156H125V158L124 157H120V156H122V154H121V152L122 151H124L125 149L123 148V147H125L126 148V144ZM140 143H139V145H140ZM234 143V144H233ZM244 143V144H243ZM52 144V145H51ZM78 144V145H77ZM101 146H100V145ZM119 144H120V147H119ZM223 144H225L224 146H223ZM262 146H261V145ZM45 145V146H44ZM62 147H61V146ZM72 145V146H71ZM92 146V148H91V146ZM96 145V146H95ZM103 145V146H102ZM107 145V146H106ZM121 145H122V147H121ZM208 145V146H207ZM236 145H238V147L235 146ZM252 145V146H251ZM54 146V147H53ZM84 146H86L85 148L86 149H84ZM98 146V147H97ZM108 146H110V148L108 147ZM129 146H131V147H129ZM149 146H146V147H148L149 148ZM173 146H174V148H173ZM222 146H223V149H224V151H222L223 149H222ZM228 147L229 149H230V147L232 146L234 149H237V150H235L234 151V149L231 147V152L230 151H228V150H226V149H228V148H224V147ZM240 146H242V148L240 147ZM40 147V148H39ZM42 147V148H41ZM45 147V148H44ZM56 147V148H55ZM103 147L106 149V152L108 151V153H109V155H108V153H106V152H104V150L105 149H103ZM176 147V148H175ZM180 147V148H179ZM185 147V148H184ZM211 147H213V148H211ZM220 147H221V151H222V153H220V155H217V154H219V152H221L220 151ZM93 148L96 150V151H93ZM150 148H151V146H150ZM155 148V149H154ZM201 148V149H200ZM207 148V149H206ZM252 148V149H251ZM42 149V150H41ZM59 149V150H58ZM90 149V150H89ZM99 150V152H98V150ZM121 150V151H119V150ZM205 149V150H204ZM214 149V150H213ZM39 150H41V151H39ZM62 150V151H61ZM65 150V151H64ZM103 150V151H102ZM113 150V152L115 151L117 154H118V157L116 156V154H115V152L113 153V152H111ZM127 150H125L124 151V153L127 151ZM154 150V151H153ZM156 150V151H155ZM164 152H162V151ZM185 150H186V152H185ZM195 150V151H194ZM210 150V151H209ZM252 150V151H251ZM38 151L41 153H39L38 154ZM73 151V152H72ZM83 151H85V152H83ZM128 151L126 152V154H128ZM170 151H171V153L172 154H170L169 155V153H170ZM207 151V152H206ZM214 153V156H213V154H212V152ZM238 152L237 154L236 153H233V155H232V152ZM78 152V153H77ZM89 152V153H88ZM101 152V153H100ZM104 154H103V153ZM134 152V153H133ZM147 152V153H148ZM152 152V153H151ZM165 152H166V154H165ZM169 152V153H168ZM178 152V153H177ZM183 152V153H182ZM185 152V153H184ZM194 152V153H193ZM197 153V156L196 157H198V158H196L195 157V155H196V153ZM200 152V154H198ZM209 152H211V154L209 153ZM225 152V153H224ZM227 152H229L230 154L229 155H227ZM74 153V154H73ZM76 153H77V155H76ZM82 153V154H81ZM88 153V154H87ZM96 153V154H95ZM97 153H99V154H97ZM108 155V156H105L106 154ZM115 155H113V154ZM174 153H175V155H174ZM177 153V154H176ZM193 153V154H192ZM201 153H202V155H201ZM207 153V156H204V154H206ZM38 154V156H36ZM141 155V158H140V155ZM143 154H145V155H143ZM156 154L158 155V156H160V157H158V156H156ZM164 154H165V157H164ZM181 156H180V155ZM192 154V155H191ZM195 154V155H194ZM216 154V155H215ZM234 154H235V157H234ZM102 155H104L105 157H103ZM111 155H112V157L113 158H111ZM147 155V156H146ZM169 155V156H168ZM174 157H173V156ZM181 157H179V156ZM188 155V156H187ZM194 155V156H193ZM198 155H200V156H198ZM231 155H232V157H231ZM40 156V157H39ZM71 156V157H70ZM81 156V157H80ZM90 156H92V157H90ZM171 156V157H170ZM183 156H186V157H183ZM191 156H193V157H191ZM221 156H224V157H221ZM225 156H228V157H230V159H228V158H226V159H228V160H226L225 159ZM237 156H239V157H237ZM263 156V157H262ZM38 157V158H37ZM73 157V158H72ZM78 157V158H77ZM109 157V158H108ZM117 157V158H116ZM163 157V158H162ZM169 158V160H168V158ZM173 157V158H172ZM177 157H179L180 159H181V161H182V163H181V165L183 164V166H181V165H179L180 164V159L178 158V165H177V159H174V158H177ZM188 157V159H189V161H188V159H186ZM189 157H191V158H193V159H190ZM200 157V158H199ZM214 157V158H213ZM242 157V158H241ZM98 158H101V159H98ZM167 158V159H166ZM183 158V159H182ZM225 159V160H223V159ZM234 160H233V159ZM238 158V159H237ZM30 159H32V156H31V158ZM33 159L31 160L32 162H33ZM74 159V160H73ZM115 159H116V161H115ZM126 159H127V161H126ZM144 159V160H143ZM174 159V160H173ZM197 159V160H196ZM220 159V160H219ZM34 160V162L32 163L31 161H30V163H32L33 165L34 164H37L38 162H36ZM70 162H69V161ZM80 161V162H77V161ZM118 160H120V161H118ZM124 160V161H123ZM129 160V161H128ZM191 160H192V162H191ZM196 162L195 164H197V165H195L194 166V161ZM204 160V161H203ZM230 160V161H229ZM236 160H237V162H236ZM241 161V163H240V161ZM256 160V161H255ZM114 161V162H113ZM175 161V162H174ZM185 161H187V162H185ZM232 161V162H231ZM126 162V163H125ZM128 162V163H127ZM152 162V163H151ZM163 162V163H162ZM165 162V163H164ZM167 162V163H166ZM191 162V163H190ZM219 162L221 163V164H219ZM108 165H107V164ZM124 163V164H123ZM149 163V164H148ZM184 163H185V166H184ZM186 163L188 164V166H189V170H187L188 169V167H187V165H186ZM190 163V164H189ZM199 163V164H198ZM215 163V164H214ZM219 165H221L222 166V168H221V166H219ZM223 163V164H222ZM103 164V165H102ZM130 164V165H129ZM139 164H140V166H139ZM168 164H170V165H168ZM175 164V165H174ZM192 164V165H191ZM204 164V165H203ZM207 164V165H206ZM214 164V165H213ZM262 164V165H261ZM120 165V166H119ZM168 165V166H167ZM177 165V166H176ZM191 165V166H190ZM218 166V168H217V166ZM225 165V166H224ZM236 165V166H235ZM71 166H73V167H71ZM150 166V167H149ZM152 166V167H151ZM153 166H155L156 167V169H155V167H153ZM173 166V167H172ZM174 166H176V168L174 167ZM179 166H181V167H179ZM216 166V167H215ZM94 169H93V168ZM169 167V168H168ZM178 167V168H177ZM183 167V168H182ZM193 167V168H192ZM197 167H199V168H197ZM210 167V168H209ZM225 167V168H224ZM15 171L17 172H21L22 171V167H20V166H15ZM131 168V169H130ZM148 168V169H147ZM150 168V169H149ZM153 168V169H152ZM192 168V169H191ZM208 170H207V169ZM220 168V169H219ZM21 169V170H20ZM72 169V170H71ZM106 169V170H105ZM136 169H138V170H136ZM140 169V170H139ZM144 169V170H143ZM168 169H170L171 171L169 172V170ZM200 169V170H199ZM202 169V170H201ZM211 169V170H210ZM233 169H235V171L233 170ZM262 169V170H261ZM105 170V171H104ZM150 170V171H149ZM156 170V171H155ZM168 170V171H167ZM216 170H218V171H216ZM222 170V171H221ZM141 171V172H140ZM146 171V172H145ZM163 171V172H162ZM182 171V172H181ZM199 171V172H198ZM63 172V173H62ZM111 172V173H110ZM119 172H120V174H119ZM149 172H151V173H149ZM175 172V173H174ZM180 174H179V173ZM207 172V173H206ZM214 172V173H213ZM222 172V173H221ZM240 172V173H239ZM62 173V174H61ZM88 173V174H87ZM103 175H102V174ZM149 173V174H148ZM169 173L171 174V176L169 175ZM190 173H196V174H193V175H191ZM203 173V174H202ZM218 173H220V174H218ZM242 173V174H241ZM59 174V175H58ZM101 174V175H100ZM122 174V175H121ZM175 174V175H174ZM198 174H202L201 176L202 177H204V178H202L201 179V176H199L198 177ZM205 174V176H203ZM211 174V175H210ZM222 174V175H221ZM238 174L240 175V176H238ZM57 175H58V177H59V179H56L57 178ZM61 175V176H60ZM74 175V176H73ZM90 175H93L92 177L94 178H91V176ZM147 175V176H146ZM148 175H149V179H147L148 178ZM152 175V176H151ZM154 175V176H153ZM169 177H168V176ZM173 175H174V178H173ZM183 175V176H182ZM195 175V176H194ZM218 175V176H217ZM87 176V177H86ZM126 176V177H125ZM130 176V177H129ZM142 177L143 178V180H142V178H140V177ZM186 176H187V178H186ZM193 176V177H192ZM242 176V177H241ZM125 177V178H124ZM127 177H128V179H127ZM146 177V179L145 180H147V182H149V181H151V179H152V181H151V186L153 185V186H155V187H157V188H155V187H153V189H152V187L150 186V182H149V185H147V182L145 181L144 182V178ZM167 179H166V178ZM178 179H177V178ZM191 177V178H190ZM195 177H198L201 181H198L199 179H195ZM216 179H215V178ZM220 177V178H219ZM46 178L48 179V181L47 182H45L46 181ZM52 178V179H51ZM85 178H86V180H87V183H86V180H85ZM108 178V179H107ZM135 178H138V179H135ZM139 178L141 179V180H139ZM162 178V179H161ZM175 178H176V180H175ZM180 178V179H179ZM189 178V179H188ZM206 178V179H205ZM208 178V179H207ZM238 178V179H237ZM242 180H241V179ZM51 179V182L52 181H55V185H54V183L52 182V184L50 185V183L51 182H49V180ZM53 179H56V180H53ZM81 179V180H80ZM124 179V180H123ZM131 179V181H129L130 183H128L129 185H127L126 186V184H127V180H130ZM133 179V180H132ZM136 181H135V180ZM171 179V180H170ZM174 181H173V180ZM211 179H213L212 181H211ZM221 179H223L222 181H221ZM89 180V181H88ZM139 182H138V181ZM166 180V182H164ZM178 180V181H177ZM206 180V181H205ZM214 180H216V181H214ZM218 180V181H217ZM238 180V181H237ZM73 181V182H72ZM101 181V182H100ZM104 181V182H103ZM116 181V182H115ZM125 181V182H124ZM142 181V182H141ZM169 181V182H168ZM179 182L178 184H179V186H176L175 185V183H173V182ZM195 181V182H194ZM196 181H197V183H196ZM204 181H205V183H204ZM95 182V183H94ZM143 182H144V184H143ZM162 182V183H161ZM194 182V183H193ZM212 182H214V183H212ZM221 182V183H220ZM223 182V183H222ZM236 182V183H235ZM241 182V184H239ZM74 183V184H73ZM77 183H83V185L81 186V184L79 185L78 184V186H77ZM89 183L91 184V186L89 185ZM97 183V184H96ZM106 185H105V184ZM115 183V184H114ZM124 183H126V184H124ZM134 183V184H133ZM138 183V184H137ZM141 183V184H140ZM145 183H146V185H147V187H146V185H145ZM170 183H172L171 184V190L169 189L170 187ZM218 183V184H217ZM85 184V185H84ZM116 184H117V186H116ZM134 186H133V185ZM167 185V187H169V188H167L166 187V185ZM174 184V185H173ZM182 184H183V186H182ZM206 184L209 186H206ZM212 184H213V186L215 185L216 187L215 188H211V187H213L212 186ZM238 184V185H237ZM60 188H58L57 186ZM90 188V189H88V187ZM92 185H93V187H92ZM96 186V188H95V186ZM132 185V186H131ZM135 185H137V186H135ZM143 185H144V187H143ZM173 185V186H172ZM199 187H198V186ZM200 185H202V187L203 188H201L200 187ZM206 186V188L204 189V186ZM211 185V186H210ZM49 186H51V187H49ZM98 186H100V187H102V186H106V187H108L109 189H110V191H109V195L107 196V197H105V199H104V201H105V207L104 206H102V207H104L105 209H107V212H106V214L102 217V216H98L97 217V215H96V210H95V208H91V206L93 207V205H94V200H93V198H92V196H91V193H92V191H94L95 192V190H99L100 188H98ZM110 186V187H109ZM119 186V187H118ZM174 186H176V187H174ZM191 186V187H190ZM220 186V187H219ZM237 186V187H236ZM81 187V188H80ZM131 187V188H130ZM132 187H134V189L132 188ZM136 187V188H135ZM149 187H150V189H151V192H152V190H154V192H150V193H148L147 191H149L150 189H149ZM177 187H179V188H177ZM183 187V188H182ZM190 187V189L188 190V188ZM209 189H208V188ZM221 188V189H219V188ZM98 188V189H97ZM120 188V189H119ZM123 188H125V189H129L130 188V191H128V193H127V190H123ZM140 188H141V190H140ZM143 188H145V189H143ZM155 188V189H154ZM161 188V189H160ZM163 188H165V189H169L168 191L167 190H164ZM194 188H195V190H194ZM197 188H200V189H198V191H197ZM214 191V193L212 192V190ZM225 188V189H224ZM146 189H148V190H146ZM187 189V190H186ZM202 189H204L203 190V192H204V194L202 195V196H204V197H202L201 198V195H199L200 193L202 194ZM206 189L208 190V192H210V193H206L205 191H206ZM216 189V190H215ZM239 189V190H238ZM70 190V191H69ZM134 190H136V191H134ZM146 190V191H145ZM181 190L182 191H184L183 193L181 192ZM200 190V191H199ZM242 190V191H241ZM121 191V192H120ZM131 191H134L133 193L135 194V196H134V194L132 195V192ZM138 191V192H137ZM143 191H145V192H143ZM194 193H193V192ZM197 191V192H196ZM219 191V192H218ZM221 191V192H220ZM84 192V193H83ZM118 192H119V194H118ZM124 192H125V195L127 194V196L130 198V200L129 201H127V202H125V200L122 202L121 200L123 199V194H124ZM136 192V193H135ZM156 192V193H155ZM176 192H178V194L181 192L183 195H184V198L182 197L183 195L181 194H179L180 196H178V194L176 193ZM188 192V193H187ZM189 192H191V193H189ZM241 192V194L239 195V193ZM255 194H254V193ZM90 193V194H89ZM130 193V194H129ZM141 193V194H140ZM146 193H148L147 195H145ZM158 193V194H157ZM168 193V194H167ZM170 193V194H169ZM187 193V194H186ZM111 194V195H110ZM113 194V195H112ZM115 194V195H114ZM129 194V195H128ZM150 194H152V196H150ZM160 194V195H159ZM177 195V197H179V199H180V197H181V199L179 200L177 197H176V195ZM191 194V195H190ZM194 194V195H193ZM197 194V195H196ZM214 194V195H213ZM220 196H219V195ZM262 194V195H261ZM88 195V196H87ZM130 195H131V197H130ZM136 195H138L137 197H136ZM144 196V198H146V197H148V198H146V199H144L142 196ZM165 195V196H164ZM199 195V196H198ZM208 195V196H207ZM253 195V196H252ZM87 196V197H86ZM122 196V197H121ZM153 196H155L156 197V200H155V197H153ZM173 196H174V198H173ZM196 196H198V198L196 197ZM219 196V197H218ZM239 196V197H238ZM244 196V197H243ZM113 198V200H115L114 201V205L116 206V208L117 209H114V210H112V212L110 213V207H109V205H106L110 200H111V198ZM136 198V201H138L139 199V197H140V200H141V202H142V200L144 199V202H145V200H146V205H144V202H142L143 203V206H141L142 205V203L140 202V200L138 201V202H136L135 201V199H132V198ZM168 197H170V198H173L172 200L171 199H169ZM187 197L189 198V202H188V199H187ZM199 197L201 198V200L204 198V200L206 199L207 201V203H208V205L211 207V208H209L208 207V205L207 206H205V205H203L202 203H200V201H199ZM206 197H208V198H206ZM89 198L91 199V201L89 200ZM115 198V199H114ZM116 198L117 199H119V201L118 200H116ZM128 198V199H129ZM153 198H154V200L155 201H153ZM161 198V199H160ZM166 198H168L167 200L168 201H170V202H167V200H165L164 201V199H166ZM176 198V199H175ZM216 198H218V200L216 199ZM242 199V203H245V204H240V200L239 199ZM261 198V199H260ZM87 199V200H86ZM107 199V200H106ZM127 199V200H128ZM151 199V200H150ZM162 199H163V201H162ZM187 199V200H186ZM195 199V200H194ZM213 199H215V200H213ZM221 199V200H220ZM86 200V201H85ZM93 200V201H92ZM149 200H150V202L152 203V204H149L150 202H149ZM220 200V201H219ZM236 200V201H235ZM238 200V201H237ZM89 201H90V203H89ZM116 201L117 202H119V204L117 203L116 204ZM133 203V205H132V203ZM149 203H148V202ZM173 201V202H172ZM178 201V202H177ZM187 201V202H186ZM198 201H199V204H197L198 203ZM203 201V200H202ZM208 201H210V202H208ZM252 201H253V203H252ZM154 202H158L157 204L159 205V202H160V205L161 206H158L160 209H157L156 208V205L157 204H155ZM163 202H164V204H167L166 206H168V207H166L164 204H163ZM167 202V203H166ZM186 202V203H185ZM190 202H192V205H194V206H196V205H198L197 207H203L204 206V209L203 208H201L200 207V210L199 209H197L196 207V209L198 210L197 211V213L199 212V211H201V212H199L198 214L196 213V211H195V208H194V206H192L191 204H190ZM194 202V203H193ZM195 202H196V205H195ZM206 202L204 203V204H206ZM83 203H84V205H83ZM129 203V205H127ZM139 203V204H138ZM154 203V204H153ZM170 203V204H169ZM173 203H177L176 205L175 204H173ZM184 203V204H183ZM187 203H189L188 205H189V207H188V205H187ZM87 204H89V205H87ZM123 204V205H122ZM148 204H149V206L151 205H153L152 207H149L148 206ZM169 204V205H168ZM173 204V205H172ZM180 204V205H179ZM181 204H182V206H181ZM239 204V205H238ZM86 207L85 209H84V207ZM87 205V206H86ZM122 205V206H121ZM126 205V206H125ZM155 205V206H154ZM163 205V206H162ZM176 207H175V206ZM179 205V206H178ZM184 205V206H183ZM203 205V206H202ZM213 205V206H212ZM241 205H242V208H240L241 207ZM115 206H114V208H115ZM165 206V209L166 210H164V208H161V207H164ZM187 206V208H189V209H187V208H185ZM240 206V207H239ZM100 207H101V205H100ZM108 207H109V209H108ZM123 207V208H122ZM142 208V210H140L141 208ZM143 207H144V210H145V208L146 207H148V209H150L152 212H155V215L151 212V211H149V210H147L146 209V211H143ZM154 207V208H153ZM175 207V208H174ZM177 207H178V209H177ZM182 208V209H179V208ZM184 207V208H183ZM209 208L208 210H207V208ZM213 207H215V209L213 208ZM239 207V208H238ZM244 207V208H243ZM88 208V209H87ZM119 208V209H118ZM139 208V209H138ZM156 208V210H154ZM194 208V209H193ZM112 209H113V207H112ZM162 209V210H161ZM168 209V210H167ZM186 209V210H185ZM204 210V212H206V214L208 215V214H211L210 215V217L211 216H215V217H213V219H212V217L210 218L209 217V215L207 216V215H205V213H203L202 214V210ZM215 211H214V210ZM219 210V211H217V210ZM237 209V210H236ZM239 209H241L242 211H239ZM41 211H38V213L40 212V214H39V216L40 215H42L43 216V214H41L43 211V209H40ZM117 210H119L120 212H122V214L119 212V211H117ZM125 210V211H124ZM171 210V211H170ZM184 213H180L181 211ZM185 210V211H184ZM195 211V217L198 219H200L201 217H200V215L199 214H202L201 216H203V218H205V217H207V218H210V219H207V220H209V221H211V219H212V221H213V223H212V225H210V222H207V220H206V218H205V221H203L204 223H205V225H204V223L201 221V223H202V225H201V223L200 222H198L199 224L198 225H196L197 224V219L194 217V211ZM90 211V212H89ZM115 211V212H114ZM132 211V212H131ZM139 211H140V213L142 212H145L146 213V215L145 216H142V215H144V214H142L141 216L139 215ZM162 211V214L165 216V215H167L165 218H164V216L162 217V216H159V215H162V214H160V212ZM166 211H168V212H166ZM170 211V212H169ZM188 211L190 212V211H192V212H190V213H188ZM209 211V212H208ZM245 211H246V213H245ZM134 212L136 213V214H134ZM148 212V213H147ZM216 212V213H215ZM217 212H218V215H217ZM240 212H242V213H240ZM125 213V214H124ZM149 213H150V215L151 214H153L154 216H156L157 218H155V217H151L150 215H149ZM170 213V215H168ZM174 213V214H173ZM249 213V214H248ZM118 214H121V217H122V215L124 214V217H120V215L118 216ZM130 214V215H129ZM158 216H157V215ZM182 214L184 215V216H182ZM188 214L191 216V214L193 215L192 217H194V218H192V217H190V216H188ZM240 216H239V215ZM171 215H172V217H171ZM177 215V216H176ZM179 215H181L183 218H181V216H179ZM197 215H199L198 217H197ZM205 215V216H204ZM217 215V216H216ZM246 215V216H245ZM250 215H252V216H250ZM93 216H95V217H93ZM113 216H115L114 218H112ZM117 216V217H116ZM136 216V217H135ZM148 216H150L151 217V219L148 217ZM238 216V217H237ZM41 217V216H40ZM118 217L120 218V219H118ZM125 217H127V219L125 218ZM142 217H143V219H145V220H143L142 219ZM146 217V218H145ZM169 217V218H168ZM178 217H180L179 219H178ZM101 218V219H100ZM123 218H125V220H123ZM129 218V219H128ZM139 218V219H138ZM153 218H155V219H153ZM159 218H160V220H159ZM171 218V219H170ZM175 218H176V222H175ZM190 218H192V219H190ZM203 218H201V220H204ZM242 218V219H241ZM250 218V219H249ZM143 221H145V222H143ZM150 220V221H147V220ZM152 219L154 220V221H152ZM162 219V220H161ZM173 219V220H172ZM193 219H195V220H197L196 222H195V220H194V222H193ZM53 220H55V219H53ZM82 221H83V219H81ZM80 219H76V220H74V225H75V227L76 228H80L81 227V225H79V224H81L82 223V221H81ZM93 220V219H92ZM102 220V221H101ZM124 222H123V221ZM127 220H128V222H127ZM133 220V221H132ZM182 220V221H181ZM188 220V221H187ZM216 220V221H215ZM221 220H223V221H221ZM240 220V221H239ZM249 220L251 221V222H249ZM76 221L78 222L77 224H78V226H77V224H76ZM122 221V222H121ZM126 221V222H125ZM130 221V222H129ZM132 221V222H131ZM141 221V222H140ZM165 221L166 222H168L169 223V221H170V224L172 223H174L173 224V226H175L176 227V232H178V234L175 236V234H176V232L175 233H173L172 231L174 230V227L172 226V224H171V227H173L172 229V231H170L171 230V227H170V225H168V223H165ZM193 222V224L194 225H192L190 222ZM214 221H215V223H216V225L218 226H216V225H214L215 223H214ZM217 221H218V223H217ZM80 222V223H79ZM103 223V224H101V223ZM120 222V223H119ZM157 224H156V223ZM160 222H162V223H160ZM190 224H189V223ZM107 225H106V224ZM123 223H125L126 224V226H124L123 227V225L122 226H120L121 224H123ZM149 223V224H148ZM152 223V224H151ZM209 223V224H208ZM220 223V224H219ZM235 223V224H234ZM251 223V224H250ZM258 223V224H257ZM124 224V225H125ZM130 226H129V225ZM132 224V225H131ZM155 224L156 225H158V227H156L155 226ZM159 224H166V225H168L167 227L169 228H167L166 227V225L163 227V225H159ZM185 224V225H184ZM239 224V225H238ZM104 225H106V226H104ZM128 225V226H127ZM150 226V227H147L146 228V226ZM151 225H152V227H151ZM155 227H154V226ZM216 226V228H215V231H214V228L212 227V226ZM237 225V226H236ZM80 226V227H79ZM108 226V227H107ZM145 228H144V227ZM160 226H162V227H160ZM196 226V228H194ZM208 226H210L212 229H208ZM105 227V228H104ZM125 227H126V229H125ZM129 228V230H127L128 228ZM183 227H185V228H183ZM186 227H190L189 229L188 228H186ZM191 227H193V231L195 232L194 234H193V231L191 230L192 228ZM138 228V229H137ZM144 228V229H143ZM148 228H149V230H148ZM155 228V229H154ZM161 228V229H160ZM198 228H200V229H198ZM218 228H219V231H218ZM241 230H240V229ZM153 229V230H152ZM156 229H158V230H156ZM167 229H168V231H167ZM195 229V230H194ZM198 231H197V230ZM238 229L242 232H240V231H238ZM146 230H148V231H146ZM152 230V231H151ZM202 231V232H204V235H205V233H206V236L208 237L209 235L212 237L213 235L214 236H216L215 235V233H217V238L216 237H213L214 239H211V237L209 236V239L207 240V237L205 238V237H203L202 239L205 241H203L202 243H200L201 241H202V239H201V237L202 236H200V234L202 235L203 233H199L200 231ZM204 230H206V232L204 231ZM211 230H213L214 231V233H213V231H211ZM217 230V231H216ZM263 230V231H262ZM138 233L139 235L137 236V234L135 233ZM148 234V236L146 235V233ZM157 231H160V233L159 232H157ZM171 232V234L173 233V235L172 236H169L170 235V232ZM190 231V232H189ZM210 231V232H209ZM234 231V232H233ZM235 231H237V232H235ZM247 231V232H246ZM142 234H141V233ZM153 232V233H152ZM162 232V233H161ZM168 232H169V234H168ZM181 232V233H180ZM190 234H193V235H189L188 233ZM198 234H197V233ZM143 233H145V234H143ZM151 233V234H150ZM157 233V234H156ZM164 233V234H163ZM184 233V234H183ZM209 233V234H208ZM211 233V234H210ZM220 233V234H219ZM239 233H241V234H239ZM263 233V234H262ZM136 234V235H135ZM154 234H156V235H154ZM162 234V235H161ZM166 234V235H165ZM168 234V235H167ZM180 234V235H179ZM184 236V235H186V237H183L182 235ZM195 234H197V235H195ZM237 234V235H236ZM128 235H126V238L128 237ZM144 235H146L147 236V241L145 240L146 239V236H143ZM182 236V237H179V236ZM188 235H189V237H188ZM203 235V236H204ZM221 235V237L220 238H222V239H218V237ZM166 236V237H165ZM168 236L170 237L169 238V240H168ZM174 236V237H173ZM199 236V237H198ZM245 236V237H246ZM153 237H154V239H153ZM172 237V238H171ZM176 237V239H174ZM194 237H197L198 239L200 238V242L198 241V239H197V242H195V240H196V238L194 239ZM238 237V238H237ZM165 238H167V239H165ZM185 238H189V239H185ZM216 238V239H215ZM231 238V239H230ZM236 238V239H235ZM150 241H149V240ZM156 239V240H155ZM174 239V240H173ZM191 239V241H189ZM193 239H194V241H193ZM206 239V240H205ZM241 239V238H240ZM168 240V241H167ZM175 240H178V241H176L175 242ZM211 240H214V241H216V242H211ZM219 240H222L221 242H222V244L224 243L225 244V246H223L222 244H220L221 242L219 241ZM223 240H224V242H223ZM227 240H231L232 242H237L239 245H241V246H239L237 243V245L235 244V243H231L230 241H227V243L229 244V243H231L230 245H228L227 243H225ZM234 240V241H233ZM236 240V241H235ZM149 241V242H148ZM152 241H155V243L154 242H152ZM172 241V242H171ZM188 241H189V244H187L188 243ZM192 241H193V243H192ZM127 242H128V244H127ZM149 243V244H147V243ZM164 242L166 243V245L168 244L169 246H171V244H172V247H174L172 250H170L168 247H164ZM169 242V243H168ZM170 242H171V244H170ZM175 242V243H174ZM199 242V243H198ZM206 242H211L213 245H215V246H213L212 248H214V250L211 248V246H209V243L208 244H206ZM260 242V243H259ZM263 242V243H262ZM158 244L159 245V247H163V248H161V249H163L162 251H161V249L160 248H157L158 246L157 245H155V244ZM163 243V244H162ZM198 243V245L200 246L201 244H203V243H205V244H203L204 246H200V247H202V248H200L199 246H196V244ZM210 243V244H211ZM132 244H133V246H132ZM138 246H137V245ZM143 244V245H142ZM177 246V248H178V246H181V247H183V248H178L179 250H177L176 248H175V245ZM193 244V245H192ZM195 244V245H194ZM227 244V245H226ZM131 245V246H130ZM147 247H146V246ZM151 245V246H150ZM152 245H154V246H152ZM167 245V246H168ZM206 245H208V246H206ZM219 246V247H225V248H223V249H221V248H219V247H217V246ZM137 246V247H136ZM139 246H141V248L139 247ZM155 246H157L156 248L158 249H156L155 248ZM190 246V247H189ZM226 246H229V247H226ZM230 246H231V248H230ZM100 247L102 248L103 246H101L100 245ZM99 247V248H100ZM134 247V248H133ZM186 247V248H185ZM192 247V248H191ZM215 247H217L218 249H216ZM242 247H244V246H242ZM98 248V250H97V253L98 254H102L101 252V250ZM153 248V249H152ZM154 248H155V250H154ZM165 248L167 249H169V250H167V252H165ZM189 248V249H188ZM195 248V249H194ZM204 248V249H203ZM207 248H209V250H205V249H207ZM210 248L212 249L211 250V252H210ZM230 248V249H229ZM132 249V250H131ZM135 249V250H134ZM148 249V250H147ZM153 250L152 251V253H150L149 252V250ZM174 249L176 250V252L174 251ZM191 249H192V251H191ZM200 251H199V250ZM203 249V250H202ZM159 250H160V252H159ZM184 250H186L187 252H184ZM218 250H220V251H218ZM73 251H76V250H74L73 249ZM129 251V252H128ZM155 251V252H154ZM172 253H171V252ZM188 251H190L189 253H188ZM217 251V252H216ZM238 251L241 253H238ZM242 251V252H241ZM243 251H244V253H243ZM77 252V251H76ZM125 252V253H126ZM138 252H140V254L138 253ZM154 252V253H153ZM164 252V253H163ZM180 252V254H182ZM217 254H216V253ZM219 252V253H218ZM236 252V253H235ZM125 253H123V254H121L122 256V260H123V264H131L130 262H129V260H127V259H125L126 257H125ZM138 253V254H137ZM167 253V254H166ZM168 253H169V256H167L168 255ZM171 253V254H170ZM186 253H188V254H190V253H193V254H191L192 256H193V258H192V256L191 255H186ZM195 253V254H194ZM212 253H214V255H212ZM226 253V254H225ZM150 254V255H149ZM160 254V255H159ZM166 256V257H164V255ZM227 254H229V255H227ZM231 254V255H230ZM137 255V256H136ZM186 255V256H185ZM237 255V256H236ZM240 255L242 256V257H244L243 259L240 257ZM245 255H246V257H245ZM139 256V257H138ZM187 256H189V257H187ZM101 257H102V255L101 256H94L93 258H88L87 259V257L85 256V257H83L82 258V260L83 261H86L87 260V262L89 263L90 261L91 262H93L92 264H98L97 262H99V259H101ZM124 257V258H123ZM85 258V259H84ZM167 258H166V260H167ZM196 258V257H195ZM236 258V259H235ZM162 259V258H161ZM169 259V258H168ZM239 259H240V261H239ZM250 261H253L252 260V258H248ZM221 260L224 262V263H222L221 262ZM70 261H71V259H70ZM220 262V263H219ZM238 262V263H237ZM240 262V263H239ZM244 262V263H243ZM255 262V261H254ZM90 264V263H89ZM133 264V263H132ZM251 264H252V262H251Z\"/></svg>",
    "mask_w": 264,
    "mask_h": 264
},
{
    "label": "bare ground",
    "instance_id": "2",
    "mask_svg": "<svg viewBox=\"0 0 264 264\" xmlns=\"http://www.w3.org/2000/svg\"><path fill=\"white\" fill-rule=\"evenodd\" d=\"M6 1V3H7V8H5V9H10V11L12 10L13 12L16 10H18L19 9V6H20V4H18L17 3V0H5ZM20 1V0H19ZM18 1V2H19ZM32 1V3L34 4L35 3V0H31ZM47 1V0H46ZM50 1V0H49ZM109 1V3L106 5V3H105V0H63V1H61V2H63L62 3V5L64 4V5H66L67 7H66V9L67 10H69V12H71L72 13V15H74V14H80V15H87V16H89L90 14H96L97 16H95L96 18L94 19V21L96 22V24L97 23H100V22H102V27L101 28H103L104 30H103V34H104V37H106V39L108 38V40H114L116 43H117V46L118 47H120V48H122V49H125L126 50V53H125V55L123 54V57H120V63L121 62H123V59H124V61H125V59H127V58H130V59H133V58H135V57H137V58H135L136 60L138 59V56L139 55H136V53H135V57H132V54H134L133 52H131L132 50L131 49H133V46L134 47H136V48H138L139 49V46H138V42L140 41L139 39V41L137 40V35L138 34H140L141 33V31H143V28H145L146 26H150L151 25V27H149L150 29H152V30H154L155 31V29H154V24H155V26L157 27V25H156V23L159 25L158 27V30H159V32H158V30L156 31V34H154V35H151L152 37H154L153 38V42H152V44H151V47L152 46H156L157 48L159 47V49L160 50H162L163 48L165 49V50H167L168 51V53H167V55H169V57L170 58H172L173 60H180L181 61V59H185V57L187 58V54H185L184 52H182L181 51V49L180 50H178L179 49V46H184L185 44V42H187L186 41V31L188 30L187 29V25L188 24H186V19H185V16L183 15V11H181L180 9H179V4L182 2L181 0L180 1H178V3L179 4H177V3H174L172 0H148L147 2H145V0H132V4H133V7H130V8H126V7H124L123 6V8H119L120 7V3H118V0H117V2H116V0H108ZM123 1V0H122ZM121 1V4L123 3ZM185 1V0H184ZM187 1V0H186ZM186 1L184 2L185 4H186ZM190 1V0H189ZM192 1V0H191ZM199 1V0H198ZM197 1V2H198ZM202 1V0H201ZM205 1H207V0H205ZM223 1H225V0H223ZM222 1V2H223ZM227 1H229V0H227ZM241 1H243V0H241ZM22 2H23V0H22ZM45 3V0H39V3ZM51 2V1H50ZM49 2V3H50ZM56 2L57 3H60L59 2V0H56ZM131 1H129V3H130ZM149 2V4H147ZM204 2V1H203ZM207 2H209V0L207 1ZM206 2V3H207ZM216 3V1H214L213 0V2L211 1V2H209V3ZM221 2V1H220ZM220 2H219V4H220ZM221 2V3H222ZM237 2V1H236ZM239 2V1H238ZM43 3V4H44ZM55 3V2H54ZM125 4L127 3L126 1L124 2ZM124 3L122 4V5H124ZM190 3H192V2H190ZM188 4V6L189 5H192V6H194V2L192 3V4ZM199 3H201V2H199ZM214 3V5H216ZM242 3V2H241ZM51 4V3H50ZM53 4V3H52ZM131 4V3H130ZM130 4H129V6H130ZM219 4H217V5H219ZM226 4V3H225ZM4 5V4H3ZM60 5V4H59ZM119 5V6H118ZM121 5V6H122ZM128 5V4H127ZM126 5V6H127ZM181 5V4H180ZM207 5H208V3L205 5L206 7H207ZM222 5H224L223 3H222ZM221 5V6H222ZM5 6V5H4ZM53 6H56L57 7V5H53ZM105 8H104V7ZM118 6V7H117ZM135 6H136V8H135ZM182 6V5H181ZM200 6H202L203 7V5H199V7ZM204 6V7H205ZM220 6V7H221ZM29 7V6H28ZM47 7V6H46ZM60 7V6H59ZM58 7V8H59ZM63 7V6H62ZM185 7H187L186 5H185ZM191 6H189V8H190ZM201 7V8H202ZM203 7V8H204ZM205 7V8H206ZM220 7H219V9H220ZM229 7H230V5H229ZM3 8V7H2ZM37 8V7H36ZM45 8V7H44ZM51 8H53V7H51ZM55 8V7H54ZM58 8H56L55 10L57 11V9ZM132 8H134V9H132ZM184 8V7H183ZM191 8H193V7H191ZM191 8H190V10H191ZM195 9H196V7H194ZM198 8V7H197ZM202 8V10H204ZM209 8H210V10H212L213 9V7H211V6H209L208 8H207V11L209 10ZM212 8V9H211ZM234 8V7H233ZM232 8V9H233ZM21 9V8H20ZM24 9V8H23ZM59 9H61V8H59ZM194 9V10H195ZM216 9V10H215ZM225 9V8H224ZM224 9L222 10V11H224ZM236 9V8H235ZM238 9H239V7H238ZM30 10V9H29ZM54 10V11H55ZM187 10H188V8H187ZM209 10V11H210ZM234 10V9H233ZM249 10V9H248ZM7 11V10H6ZM15 11V12H16ZM41 11V10H40ZM59 11V10H58ZM62 11V10H61ZM196 11V10H195ZM206 11V12H207ZM212 11H216V12H214V13H216L217 14V8H214ZM221 11V12H222ZM239 11V10H238ZM238 11L236 10V13H238ZM241 11V10H240ZM239 11V12H240ZM20 12V11H19ZM23 12V11H22ZM30 12H32V11H30ZM63 12H64V10H63ZM193 12V11H192ZM191 12V13H192ZM206 12H204L205 14H204V16L205 15H207L206 14ZM219 12V11H218ZM61 13V12H60ZM71 13H70V15H71ZM137 13H139V16H138V14ZM196 13V12H195ZM199 13V14H198ZM198 13H197V15L199 16H196L198 19H202V18H200L201 17V15H202V17H203V11H202V13L200 14V9H198ZM208 13V12H207ZM214 13H208L209 14V17H210V15H212V18L214 17V18H217L216 17V15L214 14ZM220 13V12H219ZM218 13V14H219ZM226 13V12H225ZM241 13V12H240ZM239 13V14H240ZM13 14V13H12ZM17 14H18V12H17ZM26 14V13H25ZM53 14V13H52ZM64 14V13H63ZM137 14V15H136ZM193 14V13H192ZM191 14V15H192ZM214 14V15H213ZM217 14V15H218ZM221 14V13H220ZM10 15L11 14H9L8 16H9V18H10ZM15 15V14H14ZM13 15V16H14ZM19 15V14H18ZM36 15H38V14H36ZM48 15V14H47ZM226 15V17L229 19V20H232V23L234 22V19H235V16H236V14H235V11L234 12H231V11H229L228 10V13L227 14H225ZM242 15V14H241ZM15 16H17V15H15ZM28 16V15H27ZM26 16V17H27ZM29 16H31V15H29ZM52 16V15H51ZM76 16V15H75ZM79 16V15H78ZM222 16H224V15H222ZM22 19H23V17H24V15H23V17L22 16H20ZM68 18H69V16H67ZM80 17V16H79ZM83 17H85V16H83ZM92 17V16H91ZM193 17V16H192ZM206 17V16H205ZM207 17H208V15H207ZM12 18V17H11ZM16 18V17H15ZM14 18V19H15ZM29 18H31V17H28V19ZM34 18V17H33ZM51 18H53V17H51ZM68 18H66V19H68ZM71 18H72V16H71ZM74 18V17H73ZM194 18V17H193ZM223 18L224 17H222V19H217L218 21H221V20H223ZM241 18V17H240ZM25 19H27V18H25ZM27 19V20H28ZM84 19V18H83ZM87 19H89V17H87ZM91 19V18H90ZM206 19V18H205ZM208 19V18H207ZM207 19H206V21H204V18L202 19V21H204L205 22V24H204V22L202 23V24H204L207 28H208V26L211 24V23H208L207 22ZM225 20H226V18H224ZM227 19V20H228ZM241 19H243V18H241ZM9 20H11V19H9ZM53 20H54V18H53ZM68 20H70V18L68 19ZM157 20V22H155ZM191 20H192V18H191ZM197 20V19H196ZM217 20H215V21H217ZM237 19H235V22L237 23V21H236ZM240 20V19H239ZM3 21V20H2ZM23 21L25 22L26 20H24L23 19ZM34 21V20H33ZM71 22H70V28L72 29V28H74V24H73V22H72V20H70ZM138 22V23H140L141 21H143L144 22V27H140V26H138V25H134L133 23L134 22ZM188 21H190V20H188ZM209 21H214V19H212V20H209ZM224 21V20H223ZM79 22V21H78ZM82 22L84 23L85 21H83L82 20ZM90 22V21H89ZM94 22V23H95ZM135 22V23H136ZM143 22H141V23H143ZM193 22V21H192ZM196 22V21H195ZM227 22H229V21H227ZM231 22V21H230ZM229 22V23H230ZM239 22V21H238ZM258 22V21H257ZM259 22H260V20H259ZM76 23V22H75ZM190 23V22H189ZM197 23H200L201 24V22L199 21H197ZM208 23V24H207ZM223 23V22H222ZM244 23V22H243ZM2 24H4V23H2ZM9 24H11V22L9 23ZM18 24V23H17ZM26 24H27V21H26ZM49 24V23H48ZM202 24H201V28L203 27L204 28V26H202ZM214 24L216 25V24H218L219 25V23H215L214 22ZM224 24V23H223ZM239 24H241V22L239 23ZM7 25V24H6ZM19 25V24H18ZM91 25V24H90ZM212 25H213V22H212ZM231 25V24H230ZM247 25V24H246ZM256 25H257V23H256ZM255 25V26H256ZM3 26V25H2ZM50 26V25H49ZM52 26V25H51ZM93 26V25H92ZM134 26H135V29H139V27H140V29H141V31L138 33L136 30H134V29H132V28H134ZM138 26V27H137ZM152 26H153V28H152ZM189 26H190V24H189ZM193 27H195L194 26V24L192 25ZM199 27H200V25H198ZM231 26H233V25H231ZM236 26V25H235ZM237 26H238V23H237ZM14 27V26H13ZM53 27V26H52ZM84 27V26H83ZM137 27V28H136ZM191 27V26H190ZM205 27V28H206ZM251 27V26H250ZM8 28V27H7ZM50 28V27H49ZM75 28H76V25H75ZM197 28L198 27H195V29H196V33H198L197 32ZM205 28H204V30H205ZM206 28V29H207ZM212 26L210 27V29H209V32H211V30L213 31V29H215V28H212ZM241 29V27H238V30L240 31V29ZM245 28V27H244ZM9 29V28H8ZM12 29V28H11ZM78 29H81V27H79ZM83 29H85V27L83 28ZM83 29H81L82 31H83ZM86 29H88V28H86ZM97 29V28H96ZM146 29H147V32H149V33H151V31H150V29L148 30V28L146 27L145 29H144V32L146 31ZM190 29H192V28H190ZM218 29V28H217ZM245 29H247V28H245ZM13 30V29H12ZM80 30V31H81ZM101 30V29H100ZM254 30V29H253ZM19 31V30H18ZM52 31H53V29H52ZM56 31V30H55ZM88 31V30H87ZM191 32H193L192 30H190ZM200 31V30H199ZM207 31V30H206ZM217 31H220V30H217ZM241 31H242V29H241ZM240 31V32H241ZM249 31V30H248ZM248 31H246V32H248ZM15 32H17V31H15ZM98 32H99V30H98ZM153 32V31H152ZM222 32V33H221ZM235 32V31H234ZM244 32H245V30H244ZM252 32V31H251ZM21 33V32H20ZM94 33V32H93ZM136 33H138L137 35H136ZM149 33H148V36H149ZM196 33H195V35H193V36H195L196 37ZM206 33V32H205ZM214 33H217L216 31L214 32ZM219 33H221L223 36L225 35V34H223V31H220ZM217 34V35H220L221 36V34ZM229 33V32H228ZM241 33H243V32H241ZM253 33V32H252ZM256 33V32H255ZM41 34V33H40ZM54 34V33H53ZM72 34V33H71ZM82 34H85V33H83L82 32ZM164 34L165 35H167V37L168 36H170V37H166V36H164ZM189 34V33H188ZM190 34H194V33H190ZM209 34V33H208ZM212 34V33H211ZM235 34V33H234ZM260 34V33H259ZM59 35V34H58ZM70 35V34H69ZM76 35V34H75ZM88 35V34H87ZM86 35V36H87ZM140 35H142V33L140 34ZM143 35L144 36H146V34L145 33H143ZM203 35V34H202ZM206 35V34H205ZM215 36L216 34H212V36ZM230 35V34H229ZM245 35H247V34H244V37H245ZM250 35H251V33H250ZM255 35V34H254ZM258 35V34H257ZM256 35V36H257ZM41 36H42V34H41ZM53 36V35H52ZM51 36V34L49 33V38L50 39H52L53 37ZM71 36V35H70ZM74 36V35H73ZM118 36V37H117ZM143 36V39L145 38ZM148 36H146V39L148 38ZM201 36V35H200ZM208 36V35H207ZM210 36V35H209ZM222 36V40H220V42H222L223 40H224V38H227V37H223ZM225 36H227V35H225ZM87 37H89V36H87ZM152 37H151V39H152ZM197 37H199V36H197ZM238 37V36H237ZM252 37V36H251ZM91 38V37H90ZM119 38V39H118ZM138 38H139V36H138ZM220 38V37H219ZM246 39L248 38V37H245ZM8 39H10V38H8ZM88 38H86V39H84V40H87ZM145 39V43H146V40ZM178 40V42L177 43H174V40ZM200 39V38H199ZM206 39V38H205ZM213 39V38H212ZM217 39V37H215V40ZM233 38L231 37V41L230 42H228L227 44H228V48L229 47H232V48H229V52H232V55L231 54H229V55H231V56H233V57H236L237 59H240L239 57H238V55L239 54H241V53H239L237 50L239 49L238 47H237V44H236V47L238 48V49H236V47H234L235 46V43H236V41L234 42V39L232 40ZM1 40V39H0ZM49 40V39H48ZM83 40V39H82ZM83 40V41H84ZM142 40V39H141ZM193 40V39H192ZM191 40V41H192ZM197 40V39H196ZM227 40H228V38H227ZM252 40V39H251ZM250 40V44L253 42V41H251ZM18 41V40H17ZM52 41V40H51ZM88 41V40H87ZM87 41H84V42H87ZM190 41V39L188 40V42ZM191 41L189 42V43H191ZM193 41H195V40H193ZM198 41V40H197ZM202 41V40H201ZM205 41V40H204ZM247 41H249V38H248V40ZM255 41V40H254ZM257 41H259V40H257ZM10 42V41H9ZM22 42V41H21ZM59 42V41H58ZM89 42V41H88ZM91 42H93L92 43V45L93 46H91V48L92 47H94V46H96V44L94 45V43L96 42V41H91ZM144 42V41H143ZM150 41H147V44H150L149 43ZM187 42V43H188ZM207 41H205L204 43H206ZM225 43L227 42L226 41V39H225V41H224ZM224 42H222L224 45H225V43ZM245 42V41H244ZM2 43V42H1ZM11 43H12V41H11ZM15 43V42H14ZM23 43V42H22ZM53 43V42H52ZM55 43V42H54ZM53 43V45H55V47H56V43L54 44ZM65 43V42H64ZM90 43V42H89ZM126 43V44H125ZM199 43H201V42H198V45H199ZM203 43V42H202ZM201 43V44H202ZM208 43V42H207ZM214 43V42H213ZM212 43V44H213ZM222 43L220 44V45H222ZM246 43V42H245ZM254 43V42H253ZM15 44H17V43H15ZM19 44V43H18ZM67 44V43H66ZM85 44V43H84ZM91 44V43H90ZM105 44H106V42H105ZM104 44V45H105ZM134 44H137L136 46L134 45ZM146 44V45H147ZM184 44V45H183ZM192 44V43H191ZM196 44V43H195ZM200 44V45H201ZM210 44V43H209ZM208 44V45H209ZM234 44V45H233ZM238 44H241V43H239L238 42ZM13 45V44H12ZM79 45H81V44H78V46ZM83 45V44H82ZM98 45V44H97ZM103 44L101 45V46H104ZM110 45V44H109ZM113 45H115V44H113ZM124 45H127V46H124ZM139 45H141V44H139ZM144 45V44H143ZM190 45V44H189ZM205 44H203L202 45V49L205 47L204 46ZM211 45V44H210ZM215 46L217 45V44H214ZM213 45V46H214ZM253 45V44H252ZM18 46V45H17ZM58 46V45H57ZM100 46V45H99ZM149 46V45H148ZM186 47H187V45H185ZM196 46V45H195ZM257 46V45H256ZM255 46V47H256ZM42 47V46H41ZM46 47V46H45ZM59 47V46H58ZM82 47V46H81ZM85 47V46H84ZM88 47V46H87ZM90 47V46H89ZM112 47V46H111ZM131 48V49H127V48ZM141 47V46H140ZM144 47V46H143ZM143 47H141V49H140V51L141 50H143L142 48ZM192 47L193 48H196V47H194L193 46V44H192ZM211 47V46H210ZM210 47H208L210 50H211V48ZM218 47H221V46H218ZM217 46H216V48H218ZM225 47V48H224ZM241 47V46H240ZM24 48V47H23ZM26 48V47H25ZM83 48V47H82ZM95 48V47H94ZM94 48H92L89 52H90V55H87V57L88 58H86L87 60H88V62H87V64H90L89 65V67H91V69H93L94 70V72H96V71H102V70H99V69H96V68H99L100 66H102V65H98L99 67H97V65L95 64L96 62H97V60H96V58H98V57H96V52H95V50L96 49H94ZM145 48V47H144ZM150 48V46L148 47V49ZM154 48V47H153ZM184 48V47H183ZM189 48V47H188ZM198 49H194V50H199V47H197ZM200 48V49H201ZM216 48H214V49H216ZM253 48V47H252ZM15 49V48H14ZM27 49V48H26ZM47 49V48H46ZM94 49V50H93ZM145 49H147V47L145 48ZM144 49V50H145ZM147 49V50H148ZM201 49V50H202ZM221 49V48H220ZM224 49V51L227 49V47L226 46H223V48H222V50ZM232 49V50H231ZM234 49V50H233ZM242 49V48H241ZM254 49V48H253ZM258 49H259V47H258ZM30 50V49H29ZM50 50H52V49H50ZM129 50H131V51H129ZM150 50L152 51V49L150 48ZM157 50V49H156ZM164 50V52H166ZM183 50V49H182ZM209 50V51H210ZM231 50V51H230ZM250 50V49H249ZM263 50H264V48H263ZM3 51V50H2ZM5 51V50H4ZM3 51V52H4ZM21 51H24V50H21ZM27 51V50H26ZM56 51V50H55ZM54 51V52H55ZM73 51V50H72ZM76 51V50H75ZM86 51V50H85ZM135 51H137V50H135ZM134 51V52H135ZM140 51L138 50V53H140ZM155 51V50H154ZM192 49H191V51H189V52H191L192 53ZM205 51V50H204ZM215 51V50H214ZM220 51V50H219ZM51 52V51H50ZM53 52V53H54ZM60 52V51H59ZM58 52V53H59ZM110 52V51H109ZM150 52V51H149ZM156 52V51H155ZM154 52V53H155ZM159 52V51H158ZM164 52H162V53H164ZM207 52V51H206ZM227 52V51H226ZM237 52L239 53L238 55H237ZM242 52V51H241ZM253 52V51H252ZM257 52V51H256ZM264 52V51H263ZM24 53V52H23ZM52 53V52H51ZM81 53V52H80ZM98 53V52H97ZM112 53V52H111ZM144 53V52H143ZM204 54H206L205 52H203ZM202 53V54H203ZM208 53V52H207ZM243 53V52H242ZM4 54V53H3ZM2 54V55H3ZM14 54H16V53H14ZM21 54H22V52H21ZM27 54V53H26ZM42 54V53H41ZM66 54V53H65ZM82 54V53H81ZM84 54V53H83ZM89 54V53H88ZM113 54V53H112ZM115 54H120V52H119V50L118 51H116V53ZM142 54V53H141ZM146 54V53H145ZM150 54V53H149ZM190 54V53H189ZM209 54L210 55H212L211 54V52H209ZM216 54V53H215ZM218 54V53H217ZM251 54V53H250ZM262 54V53H261ZM61 55H63V54H61ZM116 55V56H117ZM164 55L166 56V53H164ZM164 55L162 56V58L164 59ZM208 55V54H207ZM220 55H221V53H220ZM229 55H226L227 57H229ZM235 55V56H234ZM245 55V54H244ZM244 55H242V56H244ZM252 55V54H251ZM263 55V54H262ZM65 55H63V57H64ZM79 56V55H78ZM99 56V55H98ZM114 56V55H113ZM122 56V55H121ZM134 56V55H133ZM142 56V55H141ZM145 56V55H144ZM150 56H153V58L155 59V55H153V51H152V55H150ZM204 56V55H203ZM202 56V57H203ZM213 56H216V57H218L217 55H214L213 54ZM223 56H224V54H223ZM248 56H249V54H248ZM21 57V56H20ZM22 57H23V55H22ZM22 57H21V59H22ZM28 57V56H27ZM70 57V56H69ZM85 57V56H84ZM99 57H101V56H99ZM143 57V56H142ZM197 57H199V56H197ZM197 57H196V61L198 60L197 59ZM202 57H199V59L200 58H202ZM209 57V56H208ZM226 57V58H227ZM245 57V56H244ZM262 57V56H261ZM61 58V57H60ZM65 58H67V57H65ZM103 58V57H102ZM113 58V57H112ZM162 58H161V60H162ZM211 58H213V57H211ZM210 58V59H211ZM221 58H222V55H221ZM220 58V59H221ZM224 58H225V56H224ZM225 58V59H226ZM230 58V57H229ZM2 59V58H1ZM8 59H9V57H8ZM20 59V58H19ZM18 59V60H19ZM21 59H20V61H21ZM25 59V61H27L26 60V57L24 58ZM23 59V60H24ZM62 59V58H61ZM129 59V60H130ZM146 59V58H145ZM156 59H158V58H156ZM167 59V58H166ZM169 59V58H168ZM207 59V58H206ZM220 59H218V60H220ZM232 59V58H231ZM236 59V60H237ZM243 59V58H242ZM3 60V59H2ZM12 60V59H11ZM15 60V59H14ZM29 61H28V63L30 62V59H28ZM85 60V59H84ZM84 60H82V63H83V61ZM119 60H115L116 62H119ZM141 60H143V64H145V60L144 59H141ZM159 60V59H158ZM160 60V61H161ZM187 60H188V58H187ZM215 60H217L216 58H215ZM215 60H213V63H214V61ZM227 60H229V59H227ZM234 60V59H233ZM235 60V61H236ZM257 60V59H256ZM259 60V59H258ZM261 60V59H260ZM4 61V60H3ZM68 62H69V59L67 60ZM127 61V60H126ZM139 61H140V58H139ZM186 61V60H185ZM193 62H194V60H192ZM205 61V60H204ZM204 61H202V62H204ZM234 61V62H235ZM239 61V60H238ZM253 61V60H252ZM264 61V60H263ZM5 62V61H4ZM11 62V61H10ZM16 62V61H15ZM14 62V63H15ZM55 62V61H54ZM53 62V63H54ZM63 62H65L64 60H63ZM115 62V63H116ZM141 63H142V61H140ZM140 62H138L139 64H140V66H141V63ZM156 63L158 62V61H155ZM164 62V61H163ZM163 62H162V64H163ZM173 63H174V61H172ZM171 62V63H172ZM193 62H192V64H193ZM199 62V61H198ZM218 61H216V63H217ZM223 62V61H222ZM221 62V63H222ZM225 62V61H224ZM256 62V61H255ZM258 62V61H257ZM17 63V62H16ZM15 63V64H16ZM27 63V64H28ZM41 63V62H40ZM57 63V62H56ZM55 63V64H56ZM66 63V62H65ZM71 63V62H70ZM127 63V62H126ZM130 63V62H129ZM132 63H133V60H132ZM161 63V62H160ZM188 63H190V62H187V64ZM216 63H215V65H216ZM220 63V62H219ZM226 63V62H225ZM245 63V62H244ZM26 64V65H27ZM69 64V63H68ZM84 64V63H83ZM97 64H99V63H97ZM134 64V63H133ZM137 63H135V66H136V68H138L137 66H139V64H137ZM150 62H148V66L150 67ZM175 64V63H174ZM173 64V65H174ZM212 64V63H211ZM227 64V63H226ZM258 64H259V62H258ZM117 65H119L120 66V64L118 63ZM116 65V66H117ZM157 65V64H156ZM160 65V64H159ZM164 65H165V63H164ZM184 65V64H183ZM189 65V64H188ZM195 65H196V63H195ZM195 65H192L193 67L195 66ZM200 65V64H199ZM15 66V65H14ZM49 66V65H48ZM65 66V65H64ZM74 65H72V67L71 68H75V67H73ZM121 66H124V64L123 65H121ZM120 66V67H121ZM148 66H147V68H148ZM162 66V65H161ZM166 66V65H165ZM164 66V67H165ZM191 66V65H190ZM217 66V65H216ZM222 66H223V64H222ZM220 67V66H217V67H219V69H220V75L222 74V73H225L224 71H225V69H223V67ZM225 66V65H224ZM233 66V65H232ZM231 66V67H232ZM248 66V65H247ZM29 67V66H28ZM68 67V66H67ZM66 67V68H67ZM89 67H88V69H89ZM130 67V66H129ZM144 67V66H143ZM156 67V66H155ZM158 67V66H157ZM163 67V66H162ZM161 67V68H162ZM163 67V68H164ZM175 67V66H174ZM173 67V68H174ZM188 67V66H187ZM196 67H198V65L196 66ZM195 67V69H197ZM205 67V66H204ZM213 67V66H212ZM226 67V66H225ZM229 67H230V65H229ZM251 67V66H250ZM257 67V66H256ZM255 67V68H256ZM263 67V66H262ZM122 68V67H121ZM120 68V69H121ZM131 68V67H130ZM130 68L128 69L129 71H130ZM132 68H135L134 66H132ZM135 68V69H136ZM142 67H140V69H141ZM147 68H145L144 67V70H142L143 72H145V70L147 69ZM166 68V67H165ZM164 68V69H165ZM170 68H171V66H170ZM173 68H171V70L172 71H174L173 70ZM176 68V67H175ZM177 68H179V67H177ZM184 68H186L185 66H184ZM189 68V67H188ZM188 68H186L187 70H188ZM209 68V67H208ZM207 68V69H208ZM215 68V67H214ZM228 68V67H227ZM226 68V69H227ZM238 68V67H237ZM10 69H11V67H10ZM9 69V70H10ZM69 69V68H68ZM101 69V68H100ZM118 69V68H117ZM123 69V68H122ZM139 69V70H140ZM156 68H154L153 70H155ZM159 70H161L160 68H158ZM157 69V70H158ZM186 69H183L182 71L183 72H185L186 71ZM190 69V68H189ZM207 69H206V71H207ZM222 69L224 70V71H222ZM233 69V68H232ZM235 69V68H234ZM239 69V68H238ZM237 69V70H238ZM247 69H248V67H247ZM62 70V69H61ZM134 70V69H133ZM137 70V69H136ZM138 70V71H139ZM150 70H151V68H150ZM149 69H147L146 71H150ZM153 70H152V73L153 74H151V72H150V74L151 75H153L154 76V74L155 75H159V70L156 72V70H155V72H153ZM185 70V71H184ZM216 70H217V68H216ZM231 70V69H230ZM242 70V69H241ZM253 70H254V67H253ZM36 71V70H35ZM73 71V70H72ZM84 71V70H83ZM83 71H82V73H83ZM91 71V70H90ZM109 71V70H108ZM108 71H106V73L108 72ZM123 71H124V69H123ZM132 71V70H131ZM177 71V70H176ZM181 71V72H182ZM189 71V70H188ZM191 71H192V68H191ZM191 71H189V72H191ZM203 71V70H202ZM208 71H210V69L208 70ZM212 71V70H211ZM221 71H222V73H221ZM235 71H236V69H235ZM238 71H240V70H238ZM9 72V71H8ZM8 72H7V74H8ZM37 72V71H36ZM88 72V71H87ZM111 72H112V70H111ZM121 72H122V70H121ZM121 72H119L118 71V73H120V74H122ZM165 72H166V69H165ZM175 72V71H174ZM183 72H182V74H183ZM196 72V71H195ZM218 72V71H217ZM253 72V71H252ZM258 72V71H257ZM259 72H260V70H259ZM60 73H61V71H60ZM81 73V72H80ZM102 73V72H101ZM117 73V74H118ZM128 71H127V73H125V74H127V76H129L128 75ZM137 73V75H138V72H136ZM136 73H134V74H136ZM140 73V72H139ZM149 73V72H148ZM161 74H162V72H160ZM176 73V72H175ZM207 73V72H206ZM206 73H204V74H206ZM213 73V72H212ZM227 73V72H226ZM254 73V72H253ZM256 73V72H255ZM1 74V73H0ZM63 74V73H62ZM75 74V73H74ZM94 74V73H93ZM102 74H105V72H103ZM108 74V73H107ZM112 74V73H111ZM110 74V75H111ZM113 74H115V76H116V73L114 72ZM113 74L111 75L113 78H115L114 76H113ZM119 74V75H120ZM133 74V75H134ZM142 74H144V73H142ZM147 74V73H146ZM145 74V76H147ZM161 74L158 76V78L157 77H155L156 79H159L160 78V76H161ZM178 74V73H177ZM203 74V73H202ZM216 74V71H214V75ZM218 74V75H219ZM229 74L231 75V73H230V71H229ZM239 74V73H238ZM245 74V73H244ZM243 74V75H244ZM251 74V73H250ZM250 74L248 73L247 75H249L250 76ZM30 75V76H29ZM33 75H34V72H32V71H30L26 66H25V63H24V61L23 62H21L20 63V66L18 65L17 66V68H13V71H12V69H11V73H10V75L8 76V75H5V76H8V80L7 79H5L8 83L7 84H9V82H10V84H11V86H9V87H12L11 89H12V94H13V96H12V104H10L9 103V107H10V105H12L10 108L12 109V107L15 109V111H17V112H14L13 110H5L6 108H8V106L6 105L5 106V108H4V105L3 104H0V264H92L93 262H87V260L86 261H83L82 260V258L83 257H87V259L88 258H93L94 256H101L102 255V257H101V259H99V262H97L98 264H123V260H122V255L121 254H123V253H125L126 251H125V248H126V245H125V241H124V239H123V237H125V239H127V241H130V243L131 242H133V243H137L138 245L140 244V243H143L144 244V242H143V238L140 236V237H137V238H135V239H133L134 237H132V238H130L129 237V235H128V231H124V232H126L127 234H123L122 235V229H124V228H119V225L117 224L118 222H116L115 221V224H113L112 226H110L109 228H106V229H103L102 228V226L99 224V222H98V219L95 217V216H93V217H95V218H92V216H90L91 215V213H85V212H83L84 210H82V208H81V203H82V200L84 199V198H82V194H81V192L79 191V190H77V188H74L73 187V185H72V183L70 182V179L68 178V177H70L69 175H68V177L67 176H65V175H67L66 173H64L65 175H63L64 176V178L62 179V178H60L59 179V177H58V175H57V178L56 179H59V183L57 182L56 184H59L61 187H63V188H61V190L62 189H70L71 190V193L69 194L68 193V195H65V192L64 191H61V192H63V194L64 195H60L57 191L58 190H56V188L55 189H50V188H47V187H45L44 185H46V184H44L43 185V179L45 178V177H52L53 176V174L55 173V175L57 174L56 172L58 171V172H61V171H63L65 168H66V164L64 163V158L66 157V156H64L65 154H64V152H63V154H61V153H58L59 151H56L55 149H48V148H45L44 150V152H43V154L41 155V157L40 158H38V159H33V157L35 156V154H33V155H31L32 156V159H33V162H34V160L36 161V162H38L37 164H32L33 162L31 161L32 159H30L31 158V156L29 155V151H30V149H32L33 150V148H35L36 146H38L39 144L37 143V141H36V139L37 138H39V137H42V136H45V134H47L48 132V130L50 129L49 127H50V123H49V121L50 122H52L51 121V117H49L48 115H47V113H46V111H45V109H43V108H38L37 110H35L34 109V100H37L36 98H35V90H34V87H33V85H32V83L33 82H31V78L30 77H32L33 78ZM124 75V74H123ZM130 75H132V73L130 74ZM136 75V76H137ZM165 74H162V76H164ZM197 75V74H196ZM218 75H217V77H218ZM224 74H222V76H220V77H223V80H224V77H226L225 75L223 76ZM247 75H245L246 77H247ZM256 75V74H255ZM96 76V75H95ZM99 76V75H98ZM103 76V75H102ZM109 76V74L108 75H106L105 74V76H104V78L105 79H107L106 77H108ZM126 76V75H125ZM139 76V75H138ZM137 76V77H138ZM148 76H149V74H148ZM152 76V77H153ZM162 76H161V78H162ZM170 76V75H169ZM169 76H165V78H166V80L168 81V79H167V77L168 78H170ZM200 76V75H199ZM211 77H212V74L210 75ZM227 76H229V75H227ZM249 76L247 77V78H249ZM258 76V75H257ZM260 76H262V75H260ZM259 76V78L261 79V77ZM264 76V75H263ZM35 77V76H34ZM80 77V76H79ZM119 77H121V75L119 76ZM119 77H116V79H118ZM134 77V76H133ZM132 77V78H133ZM149 77H151V76H149ZM197 77V76H196ZM215 77V76H214ZM237 77V76H236ZM235 77V78H236ZM246 77H244V78H246ZM253 77V76H252ZM255 77V76H254ZM5 78V77H4ZM74 78V77H73ZM76 78V77H75ZM100 78H101V76H100ZM103 78V77H102ZM103 78V79H104ZM128 78V77H127ZM130 78H131V76H130ZM126 79V78H123V79H121V83L120 82H118V81H116V83H115V81L113 82L114 84H117V86H120V88L119 87H115L116 88V90L115 89H112V86H114L113 84H108L109 85V87L107 88V87H105V88H107L106 90L104 89V90H102L103 89V87H102V89L100 88L99 89V85L97 84V88H94V89H97V92H95L94 91V93H97V94H94V93H91L92 94V97L91 98H93V96H94V98H96L97 96L96 95H98V99L96 98V100H98V101H96V105H98L99 104V106H96V111H97V107H99L100 109H101V112H102V109L103 108H106V107H108L107 109L109 110L110 108L109 107H111V108H113L114 109V107L115 108H120V107H118L119 106V104L117 105V102L118 103H120V101L122 100V98H123V95H125L126 93H131V91L133 90V88H132V85L134 84L135 85V83H137L136 85L138 86H140V84H142V83H140L139 84V82H142L143 81V77L141 78V81H136L135 83H133V81L136 79H134V80H131V79ZM146 78V77H145ZM160 78V80L161 81H159L158 80V82H167L165 79H163V80H165V81H162V79ZM164 78V77H163ZM172 78V77H171ZM206 78V80L208 79V77H205ZM213 78V77H212ZM237 78H239V76L237 77ZM243 78V77H242ZM241 78V79H242ZM259 78H257V79H259ZM263 78V77H262ZM77 79V78H76ZM97 79V78H96ZM98 79H99V77H98ZM109 79H110V77H109ZM108 79V80H109ZM112 79V78H111ZM110 79V80H111ZM139 79V78H138ZM198 79V78H197ZM204 79V78H203ZM216 79H219V78H216ZM225 79H227V78H225ZM231 79V78H230ZM253 79V78H252ZM255 79V78H254ZM257 79H255V80H257ZM4 80V81H5ZM34 80V79H33ZM32 80V81H33ZM75 80V79H74ZM83 80V79H82ZM86 80V79H85ZM101 80V79H100ZM100 80H98V81H100ZM107 80V81H108ZM140 80V79H139ZM147 81L149 80L148 79V77H147V79H146ZM175 80V79H174ZM201 80V79H200ZM205 80V79H204ZM203 80V81H204ZM205 80V81H206ZM228 80L229 79H227L226 80V82L228 83ZM238 80V79H237ZM263 80L264 79H262V82H263ZM3 81V82H4ZM84 81V80H83ZM103 81H105V80H103ZM146 81V82H147ZM199 81V80H198ZM220 81V80H219ZM221 81H222V79H221ZM221 81L220 82H218L217 81V83H219V85H220V83H221ZM225 81V80H224ZM229 81H231V80H229ZM245 81V80H244ZM248 81H250V80H248ZM247 81V82H248ZM260 81V80H259ZM75 82V81H74ZM78 82H81L80 81V79L78 80ZM111 82V83H112ZM152 83H153V81H151ZM169 82H170V80H169ZM168 82V83H169ZM208 82H210V80L209 81H207V83ZM231 82H233V81H231ZM231 82H229L230 84H231ZM235 82V81H234ZM233 82V83H234ZM252 83L254 82L253 80L251 81ZM5 83V82H4ZM3 83V84H4ZM70 83V82H69ZM82 83V85L80 86V88L78 87V83H77V86H75V88H77V93H79V97H80V99H79V97H77L76 96V99L78 98L79 100H81V102H80V105L78 104V102H77V104L79 105L78 106V109H80L79 111H80V113H82V112H85V113H87L88 111H87V109L90 107V105H88V108H87V105H86V102L88 103V99L90 98H87V96L88 95H90V92H88L91 88H89V87H87L88 85L87 84H83V82H81ZM98 83V82H97ZM99 83H101V82H99ZM106 83V82H105ZM152 83H148L149 85L150 84H152ZM167 83V84H168ZM171 83H174L173 81L171 82ZM175 83H177V82H175ZM174 83V84H175ZM185 83V82H184ZM213 83V82H212ZM224 83V82H223ZM226 83V84H227ZM243 83V82H242ZM245 83H246V81H245ZM256 83V82H255ZM6 84V83H5ZM6 84V85H7ZM80 84V83H79ZM89 84V83H88ZM102 84V83H101ZM107 84V83H106ZM174 84H173V86H174ZM187 84V83H186ZM191 84H193V83H191ZM195 84H197V82L195 83L194 82V86H197V85H195ZM202 84V83H201ZM200 84V85H201ZM204 84V83H203ZM225 84V85H226ZM258 84V83H257ZM260 84V83H259ZM67 85V84H66ZM84 85V86H83ZM92 84L90 83V86H91ZM133 86V87H137V86ZM178 85H180V82H178ZM209 85H211V84H209ZM208 85V86H209ZM218 85V86H219ZM245 85V84H244ZM247 85H248V83H247ZM255 85V84H254ZM263 85V84H262ZM2 86V85H1ZM8 86V85H7ZM93 86V85H92ZM101 86V85H100ZM116 86V85H115ZM173 86H172V88H173ZM177 86V85H176ZM176 86H175V88H176ZM189 87L190 88V86H188V84L187 85H184L183 87L185 88V87ZM192 86V85H191ZM204 86V85H203ZM202 86V87H203ZM250 86L253 88V86L250 84ZM264 86V85H263ZM4 87V86H3ZM87 89H86V88ZM94 87H95V85H94ZM140 87H142V85L140 86ZM139 87V88H140ZM171 87V86H170ZM179 87V86H178ZM187 87H186V89H183L184 91H186L187 90ZM255 87V86H254ZM259 87V85L257 86V88ZM2 88V87H1ZM8 88V87H7ZM172 88H170V89H172ZM188 88V90H190ZM197 88H198V86H197ZM200 88V87H199ZM204 89H205V87H203ZM216 88H218L217 86H216ZM219 88H221V87H219ZM260 88V87H259ZM261 88H263L262 86H261ZM4 89V88H3ZM69 89V88H68ZM86 89V92H87V94L85 95V93L83 94L82 93V91H84ZM138 89V88H137ZM167 89V88H166ZM181 89V88H180ZM203 89V90H204ZM234 90H235V87L233 88ZM241 89V88H240ZM255 89V88H254ZM51 90V89H50ZM53 90V89H52ZM92 90H93V87H92ZM91 90V92H93ZM99 90V91H98ZM129 90V91H128ZM135 90H136V88H135ZM173 90H174V88H173ZM173 90H171V94H178V92L176 93V91H173ZM179 90V89H178ZM182 90V89H181ZM194 90V89H193ZM221 90H222V88H221ZM258 90V89H257ZM11 91V90H10ZM201 90H199V92H200ZM262 91V90H261ZM115 92L116 93H118V95L117 94H115ZM183 92V91H182ZM190 92H192L191 90H190ZM189 92V94L191 95L192 93H196L197 91H194V92H192V93H190ZM9 93V92H8ZM40 93V92H39ZM49 93V92H48ZM184 93H187V92H184ZM225 93V92H224ZM223 93V94H224ZM229 93V92H228ZM69 94V93H68ZM173 94V95H174ZM197 94V93H196ZM196 94H195V96H196ZM222 94V92H221V95H223ZM233 94V93H232ZM1 95V94H0ZM114 95H116V97H114ZM172 95V96H173ZM175 95V96H176ZM179 95V94H178ZM184 95H187V94H184ZM135 97L134 95H132L131 94V96L130 97ZM192 96V95H191ZM193 96H194V94H193ZM228 96V95H227ZM233 96V95H232ZM237 96L239 97V95L237 94ZM236 96V97H237ZM132 97V98H133ZM174 97V96H173ZM220 97V96H219ZM218 97V98H219ZM226 97V96H225ZM234 97H235V95H234ZM90 98V99H91ZM93 98V99H94ZM131 98V99H132ZM175 98V97H174ZM217 98V99H218ZM222 98V97H221ZM76 99H75V101H76ZM126 99V98H125ZM206 99V98H205ZM210 99V98H209ZM223 99H224V96H223ZM234 99V98H233ZM4 100V99H3ZM49 100V99H48ZM117 100H119V101H117ZM221 101H220V103L222 102V99H220ZM225 100V99H224ZM223 100V101H224ZM227 100V99H226ZM235 101L236 100H238L237 98L236 99H234ZM234 100H231V101H234ZM241 100V99H240ZM117 101V102H116ZM124 101V100H123ZM138 101H139V99H138ZM209 101V100H208ZM228 101V100H227ZM230 101V100H229ZM239 101V100H238ZM238 101H236V103L238 104ZM4 102H5V100H4ZM94 102V101H93ZM116 103L115 105L113 104V103ZM132 102V101H131ZM130 102V103H131ZM6 103V102H5ZM73 103V102H72ZM76 103V102H75ZM89 103H91V102H89ZM98 103V104H97ZM224 103H226V101H224ZM223 103V104H224ZM231 103V102H230ZM235 103V102H234ZM235 103V104H236ZM252 103V102H251ZM45 104H47V102L45 103ZM76 104V105H77ZM93 104V103H92ZM94 104H95V102H94ZM94 104H93V106H94ZM126 104V103H125ZM132 104V103H131ZM206 104H208L207 102H206ZM210 104V103H209ZM218 104V103H217ZM227 104H229V103H226V106H227ZM236 104V105H237ZM43 105V104H42ZM114 105V106H113ZM135 105V104H134ZM205 105V104H204ZM219 105V104H218ZM232 105V104H231ZM234 105V104H233ZM232 105V106H233ZM239 105H240V103H239ZM92 106V105H91ZM102 108H101V107ZM130 106V105H129ZM203 106V105H202ZM207 107H210L209 105H206ZM217 106V105H216ZM219 106H222L221 104L219 105ZM218 106V107H219ZM225 105H223V107H224ZM36 107H37V105H36ZM134 107V106H133ZM205 107V106H204ZM203 107V108H204ZM207 107L205 108V109H207ZM235 107V106H234ZM241 107V106H240ZM95 108V107H94ZM94 108H92V110H89V114H90V112L92 111V112H94L95 110H94ZM98 108V109H99ZM127 108V106L125 107V109ZM142 108V107H141ZM144 109H145V107H143ZM203 108H201V109H203ZM220 108V107H219ZM219 108H217V109H219ZM227 108H229V106L227 107ZM55 109V108H54ZM90 109V108H89ZM122 109V108H121ZM124 109V108H123ZM122 109V110H123ZM127 109H129V107L127 108ZM126 109V110H127ZM199 109V108H198ZM197 109V110H198ZM209 109H211V108H209ZM223 109V108H222ZM235 109H237L236 107H235ZM235 109H233V108H231V110L233 111V110H235ZM239 109V108H238ZM237 109V110H238ZM241 109V108H240ZM260 109V108H259ZM77 110V109H76ZM108 110H106L107 112H109ZM135 110V109H134ZM138 109H136L135 111H137ZM149 110V109H148ZM196 110V111H197ZM229 110V109H228ZM228 110H226V107H225V111L227 112ZM256 110V109H255ZM73 111V110H72ZM95 111V112H96ZM100 111V110H99ZM99 111H97V113L99 112ZM104 112H102V114L104 115L103 116V118L105 119V117H106V119H107V117L110 115V117L112 118V115L111 114H108L107 112H105V110H103ZM112 111V110H111ZM110 111V112H111ZM113 111H116L115 109L113 110ZM113 111H112V113H113ZM119 112L118 113H122V111H120V109L118 110ZM130 111H132V110H130ZM129 110L126 112V111H124L125 113H130L131 115H132V113H133V115H132V119L134 118V116L136 115H134V111L131 113ZM211 111V110H210ZM215 111V110H214ZM214 111H213V113H214ZM236 111V110H235ZM239 111V110H238ZM264 111V110H263ZM95 112H94V114H95ZM100 112V113H101ZM198 112V111H197ZM202 112V111H201ZM216 112V114H217V111H215ZM221 112V111H220ZM224 112V111H223ZM222 112V113H223ZM225 112V113H226ZM230 112V111H229ZM228 112V113H229ZM237 112V111H236ZM251 112V111H250ZM87 113V114H88ZM104 113H106V114H104ZM125 113H122V114H124L125 115ZM138 113V112H137ZM199 113H200V111H199ZM205 113V110L203 111V114ZM209 113V112H208ZM224 113V114H225ZM231 113H233V112H231ZM235 113V112H234ZM238 113H240V112H238ZM259 113V112H258ZM82 114H84V113H82ZM82 114H81V116H82ZM88 114V115H89ZM92 114V113H91ZM94 114H92V116L94 115ZM102 114H97L98 116H100V115H102ZM108 114V115H107ZM121 114V115H122ZM130 114H127L128 116H130L131 117V115ZM143 114V113H142ZM210 114V113H209ZM215 114V115H216ZM236 114V113H235ZM257 114V113H256ZM255 114V115H256ZM105 115H107V116H105ZM121 115H119L121 118L123 117V115L121 116ZM146 115V114H145ZM151 114H149V116H150ZM201 115H202V113H201ZM238 115V114H237ZM84 116V115H83ZM91 116V115H90ZM96 116V115H95ZM94 116V117H95ZM115 116V115H114ZM118 116V117H119ZM127 116V118L129 119V117ZM141 116V115H140ZM211 116H212V114H211ZM217 116H218V118H219V113L217 114ZM222 116V115H221ZM240 118L239 119H241V117L242 116H240V115H238ZM244 116V115H243ZM110 117H108V120H109V118ZM119 117V118H120ZM208 117H210V115L208 116ZM213 117V116H212ZM211 117V118H212ZM223 117V116H222ZM225 117H226V115H225ZM254 117V116H253ZM55 118V117H54ZM71 119H72V117H70ZM84 118H86V117H84ZM93 118V117H92ZM96 118V117H95ZM98 118V117H97ZM103 118H101V119H103ZM111 118H110V120H111ZM148 118V117H147ZM230 118H232V117H230ZM238 118V117H237ZM91 119V118H90ZM103 119V120H104ZM106 119H105V121H106ZM114 119H115V117H114ZM118 119V118H117ZM122 119H124V117L122 118ZM126 119V118H125ZM124 119V120H125ZM128 119H126L125 121H127ZM132 119H130V121H132ZM144 119H146V118H144ZM153 119V118H152ZM209 120H210V118H208ZM220 119V118H219ZM224 119V118H223ZM222 119V120H223ZM70 120V119H69ZM75 120V119H74ZM88 120V119H87ZM97 120H99L100 121V118L99 119H97ZM101 121L102 122V127H101V124L99 125L100 126V128H102V129H98L97 128V131H104V130H108L106 127H105V129H104V127H103V122H105V121ZM107 120V121H108ZM106 121L107 123H106V125L105 126H107L108 125V123H109V126H111L110 125V122H112L113 123V121L111 120V121ZM150 121H151V118L149 119ZM154 120V119H153ZM157 120V119H156ZM207 120V119H206ZM213 120V121H212ZM211 121L212 122H210L211 124L213 123V122H215V121H217L216 123H218L219 121L218 120H216V119H212ZM215 120V121H214ZM225 120H226V118H225ZM230 120H232V119H230ZM238 120V119H237ZM236 119H233V121H237ZM242 120V119H241ZM91 121H92V119H91ZM94 121V120H93ZM92 121V122H93ZM122 121V120H121ZM129 121V120H128ZM127 121V122H128ZM155 121V120H154ZM175 121V120H174ZM224 121V120H223ZM227 121V120H226ZM225 121V122H226ZM229 121V120H228ZM71 122V121H70ZM69 122V123H70ZM89 122H90V120H89ZM100 122V123H101ZM117 122H120V120L119 121H117ZM123 122V121H122ZM122 122H120V125H128V123L127 122H123L124 124H121ZM133 122H135L134 120L132 121V123ZM158 122V121H157ZM176 122V121H175ZM175 122L174 123H172L171 121H170V123L173 125H175ZM247 122H250V121H247ZM256 122H257V120H256ZM261 122V121H260ZM86 123V122H85ZM127 123V124H126ZM136 123V122H135ZM169 123V124H170ZM215 123V124H216ZM222 123V122H221ZM220 122H219V124H221ZM237 123H239V122H237ZM242 123V122H241ZM259 123V122H258ZM72 124V123H71ZM94 124V123H93ZM99 124V123H98ZM139 124V123H138ZM158 124V123H157ZM168 124V125H169ZM223 124H225V123H223ZM261 124V123H260ZM259 124V125H260ZM264 123H262V125H263ZM67 125V124H66ZM69 125V124H68ZM89 125V124H88ZM87 125V126H88ZM91 125V124H90ZM89 125V126H90ZM95 125V124H94ZM112 125H114V124H112ZM115 125H116V120H115ZM114 125V126H115ZM119 124H117V126H119V127H117V126H115V131L119 128V130H121V132H124V131H122V129H124L125 131H126V126H125V128H120V127H122V126H120ZM130 125V124H129ZM132 125V124H131ZM130 125V126H131ZM137 125V124H136ZM142 125V124H141ZM145 124H143V126H144ZM148 125V124H147ZM160 125V124H159ZM172 125L170 126H168V127H172ZM225 125H227V124H225ZM236 125H238V124H236ZM239 125H241V126H243L242 124H239ZM262 125H261V127H262ZM79 126V125H78ZM87 126H85L86 127V129H84L85 131L88 129V127ZM92 127L91 128H94L93 127V125H91ZM95 126H98V125H95ZM98 126V127H99ZM109 126H107L108 128H111V127H109ZM133 126V125H132ZM137 126H139V125H137ZM146 126V125H145ZM144 126V128L146 129L147 127H148V131L147 130H145L144 129V131H145V135H147V133H146V131L147 132H149V134H150V132L152 133V132H154V130L155 129H158L157 127H156V125H152L155 129H153L152 128V126H150V124H149V126H146L145 127ZM163 126V125H162ZM162 126H160V127H162ZM188 126V125H187ZM212 126H213V124H212ZM215 126V125H214ZM218 125H216L215 127H217ZM220 126V125H219ZM241 126H240V128H241ZM246 125H244V127H245ZM77 127V126H76ZM116 127H117V129H116ZM139 127H142V126H139ZM149 127H150V129H152V131L149 129ZM159 127V128H160ZM164 127V126H163ZM167 127V128H168ZM174 127V126H173ZM215 127L213 128V129H215ZM221 127V126H220ZM219 127V128H220ZM226 127V126H225ZM224 127V125H223V127H222V129L224 128V129H226ZM237 127H239V126H237ZM75 128V127H74ZM137 128V127H136ZM218 128V130H217V128L215 129V130H217L218 131V133L219 132H221L220 130L221 129H219ZM231 128V127H230ZM229 128V129H230ZM235 127H232V132H233V129H234ZM247 128V127H246ZM248 128H249V125H248ZM73 129V128H72ZM80 130H79V132L81 131V129H82V127L81 128H79ZM96 129V128H95ZM127 129L128 130H130L128 127H127ZM138 129V128H137ZM165 129V128H164ZM212 129V130H213ZM237 129H239V128H237ZM236 129V130H237ZM262 129V128H261ZM55 130V129H54ZM89 130H90V128H89ZM110 131H108V134H107V136L108 137H106L107 139L109 138H111L110 136H109V134L111 135V131L113 130V129H109ZM119 130H117L115 133L118 135H122L123 136V139H126V136H128L129 134L128 133H126V134H128V135H123V134H120V132L119 133H117ZM139 130V129H138ZM143 130V129H142ZM150 130V131H149ZM161 130V129H160ZM228 129H226V130H222V132H224L225 131V133H226V135H228L227 133H229L230 134V132L229 131H227ZM235 130V131H236ZM241 130V129H240ZM91 131H92V129H91ZM132 131H134L135 132V134H137L136 132H137V130H132ZM157 131H159V130H157ZM234 131V132H235ZM238 131V130H237ZM236 131V132H237ZM82 132V131H81ZM88 132H90V131H88ZM106 132V131H105ZM105 132H103L102 134L104 135L105 134ZM129 132V131H128ZM131 132V131H130ZM134 132H132V134L134 133ZM139 132H142V133H144L143 131H139ZM161 132V131H160ZM166 132H167V130H166ZM239 132V131H238ZM237 132V133H238ZM43 133V134H42ZM57 133V132H56ZM95 133H97V132H95ZM95 133H94V135H95ZM107 133V132H106ZM115 133H114V135H111L112 136V138L111 139H114L113 138V136H115ZM157 133V132H156ZM156 133L155 134H153L152 136L153 137H155L156 139H157V141L159 140V138H157L155 135H156ZM236 133V134H237ZM244 133V132H243ZM64 134V133H63ZM80 134V133H79ZM78 134V135H79ZM90 134H92L91 132H90ZM89 134V135H90ZM98 134H99V132H98ZM97 134V135H98ZM113 134V133H112ZM125 134V133H124ZM130 135L129 137H131V139H133L132 138V136H136V135ZM148 134V135H149ZM224 134V133H223ZM235 134V133H234ZM247 134V133H246ZM96 135V136H97ZM138 135H139V133H138ZM136 136V138L138 137V139L140 138V141H139V143L142 141V144L143 143H145V142H147L148 144L150 143V140H149V138L147 137V136H145L146 138H148L147 140H149V142L146 140L145 141V139L146 138H144V136L143 135H141V136H143V139H144V141L143 140H141L142 138L140 137V136ZM159 135H161V134H159ZM167 135H169V134H167ZM231 135V134H230ZM240 135V134H239ZM251 135V134H250ZM104 136H106V135H104ZM122 136L120 137V140H117V139H119V138H117V137H119V136H117L116 137V139H115V141L117 140V142H114L113 140H111L112 142H113V146L115 147V146H118V144L117 145H115L116 143H120V141L122 140ZM125 136V137H124ZM150 136H151V134H150ZM158 136V135H157ZM162 136V135H161ZM233 136V135H232ZM66 137V136H65ZM75 137V136H74ZM77 137V136H76ZM79 137H81L80 135H79ZM83 137V136H82ZM84 137H86V134H85V136ZM89 137V136H88ZM153 137H151V138H153ZM159 137V136H158ZM178 137V136H177ZM201 137V136H200ZM226 137V136H225ZM90 138V137H89ZM98 138V137H97ZM105 138V137H104ZM105 138V139H106ZM135 138V137H134ZM135 138V139H136ZM160 138H162V137H160ZM176 138V137H175ZM219 138H221V137H219ZM229 140H230V142L228 143L227 142V145L228 144H230V143H232V142H234V141H231V139L229 138V136L227 137ZM41 139H43V138H41ZM46 139V138H45ZM83 139V138H82ZM103 139V138H102ZM101 139V140H102ZM106 139V140H107ZM133 140L134 142V146H135V144L137 143L136 141L137 140ZM156 139H154V140H156ZM228 139H226V141H229ZM233 139V138H232ZM259 139V138H258ZM85 140V139H84ZM91 140V139H90ZM94 140V139H93ZM110 140H107L108 141V143H110V145L112 144L111 142H109ZM154 140H152V142L154 141ZM224 140V139H223ZM39 141V140H38ZM63 141V140H62ZM89 141V140H88ZM103 141H105L104 139H103ZM107 141H106V144H107ZM180 141V140H179ZM217 141V140H216ZM221 141V140H220ZM225 140H224V142H226ZM42 142H45L44 140L42 141ZM52 142V141H51ZM55 142V141H54ZM53 142V143H54ZM64 142V141H63ZM90 142V141H89ZM131 142V140L130 141H128L127 142V144H129ZM136 142V143H135ZM223 142V141H222ZM223 142V143H224ZM256 142V141H255ZM56 143V142H55ZM66 143V142H65ZM100 144H103V143H101V142H99ZM121 143H122V141H121ZM139 143H138V148H135L136 146H137V144H136V146L134 147L135 148V150L136 151H138V153H141L140 151H141V149L143 148V147H141V149L139 148L142 144L140 143V145H139ZM155 143V142H154ZM221 143V142H220ZM253 143V142H252ZM261 143H262V141H261ZM56 144H58V143H56ZM89 144H91V143H89ZM95 144V143H94ZM99 144V145H100ZM124 144V143H123ZM126 144V143H125ZM126 144V145H127ZM146 145V144H143L142 146H144V151L145 150H147L146 151V153L145 154H147V155H149V153L150 152H148L149 150L148 149H150L151 151H152V145H153V143H152V145H150L151 146V148H150V146L149 145ZM151 144V143H150ZM234 144V143H233ZM244 144V143H243ZM52 145V144H51ZM78 145V144H77ZM103 145H105V144H103ZM102 145V146H103ZM129 145H131L132 146V144L130 143ZM225 144H223V146H224ZM231 145V144H230ZM261 145V144H260ZM45 146V145H44ZM61 146V145H60ZM72 146V145H71ZM91 146V145H90ZM96 146V145H95ZM101 146V145H100ZM107 146V145H106ZM131 146H129V147H131ZM146 146H149V148L148 147H146ZM208 146V145H207ZM223 146H222V149H223ZM229 146V145H228ZM235 146V145H234ZM237 147H238V145H236ZM235 146V147H236ZM252 146V145H251ZM262 146V145H261ZM54 147V146H53ZM62 147V146H61ZM86 146H84V149H86L85 148ZM98 147V146H97ZM109 148H110V146H108ZM119 147H120V144H119ZM121 147H122V145H121ZM232 147V146H231ZM231 147H230V149H231ZM241 148H242V146H240ZM40 148V147H39ZM42 148V147H41ZM56 148V147H55ZM91 148H92V146H91ZM106 148V147H105ZM104 147H103V149H105ZM117 147H115V148H112L113 150L115 149V151L117 150L116 149ZM125 150H127L128 149V145L126 146V148L125 147H123ZM132 148H133V146H132ZM134 148H133V151H134ZM173 148H174V146H173ZM176 148V147H175ZM180 148V147H179ZM185 148V147H184ZM211 148H213V147H211ZM225 149L226 148H228V147H224ZM233 148V147H232ZM96 149V148H95ZM94 148H93V151H96ZM138 149H140V151L138 150ZM155 149V148H154ZM201 149V148H200ZM207 149V148H206ZM229 148L228 149H226V150H228V151H230L231 152V150H230ZM234 149V148H233ZM238 149V148H237ZM237 149H234V151L235 150H237ZM252 149V148H251ZM35 151H36V148L34 149ZM42 150V149H41ZM41 150H39V151H41ZM59 150V149H58ZM90 150V149H89ZM98 150V149H97ZM113 150L111 151V152H113ZM119 150V149H118ZM122 150V149H121ZM121 150H119V151H121ZM124 150V151H125ZM205 150V149H204ZM214 150V149H213ZM38 151V154L40 153ZM62 151V150H61ZM65 151V150H64ZM103 151V150H102ZM109 151V150H108ZM108 151L106 152V149L104 150V152H106V153H108ZM114 151V152H115ZM124 151H122L121 152V154L123 153V154H125V155H127L126 156V158L129 156V157H131L133 154H131V155H129V152L130 151H132V149H130V151H128V154H126V152L124 153ZM154 151V150H153ZM156 151V150H155ZM162 151V150H161ZM195 151V150H194ZM210 151V150H209ZM220 151H221V147H220ZM222 151H224V149L222 150ZM222 151L221 152H219V154H217V155H220V153H222ZM232 152V155H233V153H236V152ZM252 151V150H251ZM73 152V151H72ZM83 152H85V151H83ZM98 152H99V150H98ZM113 152V153H114ZM118 154H119V152L118 151H116ZM115 152V154H116V156L118 157V154ZM135 152V151H134ZM133 152V153H134ZM148 152V153H147ZM163 152V151H162ZM185 152H186V150H185ZM184 152V153H185ZM207 152V151H206ZM212 152V151H211ZM211 152H209L210 154H211ZM214 152V151H213ZM212 152V154H213V156H214V153ZM239 152V151H238ZM237 152V153H238ZM78 153V152H77ZM77 153H76V155H77ZM89 153V152H88ZM87 153V154H88ZM101 153V152H100ZM103 153V152H102ZM105 153V154H106ZM112 153V154H113ZM138 153H136L135 152V154H138ZM152 153V152H151ZM164 153V152H163ZM169 153V152H168ZM178 153V152H177ZM176 153V154H177ZM183 153V152H182ZM187 153V152H186ZM194 153V152H193ZM192 153V154H193ZM196 153V152H195ZM225 153V152H224ZM236 153V154H237ZM38 154L36 155V156H38ZM41 154V153H40ZM74 154V153H73ZM82 154V153H81ZM96 154V153H95ZM97 154H99V153H97ZM104 154V153H103ZM123 154H122V156H120V157H124L125 158V156H123ZM142 154V153H141ZM145 154H143V155H145ZM153 155L155 154V152L154 153H152ZM165 154H166V152H165ZM165 154H164V157H165ZM170 154H172L171 153V151H170V153H169V155ZM191 154V155H192ZM198 154H200V152L198 153ZM223 154V153H222ZM230 153L229 152H227V155H229ZM108 155H109V153H108ZM107 154L105 155V156H108ZM114 155V154H113ZM140 155V154H139ZM146 155V156H147ZM153 155H149V157H153L154 158V156ZM168 155V156H169ZM174 155H175V153H174ZM180 155V154H179ZM178 155V156H179ZM195 155V154H194ZM193 155V156H194ZM201 155H202V153H201ZM216 155V154H215ZM232 155H231V157H232ZM103 157H105L104 155H102ZM115 156V155H114ZM156 156H158L157 154H156ZM173 156V155H172ZM176 156V155H175ZM181 156V155H180ZM179 156V157H180ZM188 156V155H187ZM193 156H191V157H193ZM197 156V153H196V155H195V157ZM198 156H200V155H198ZM204 156H207V153L206 154H204ZM71 157V156H70ZM81 157V156H80ZM90 157H92V156H90ZM116 157V158H117ZM158 157H160V156H158ZM171 157V156H170ZM174 157V156H173ZM172 157V158H173ZM179 157H177V158H174V159H177L176 161H177V165H178V158ZM183 157H186V156H183ZM191 157H189L190 159H193V158H191ZM221 157H224V156H221ZM234 157H235V154H234ZM237 157H239V156H237ZM263 157V156H262ZM73 158V157H72ZM78 158V157H77ZM109 158V157H108ZM111 158H113L112 157V155H111ZM140 158H141V155H140ZM163 158V157H162ZM168 158V157H167ZM166 158V159H167ZM181 158V157H180ZM179 158V159H180ZM196 158H198V157H196ZM200 158V157H199ZM214 158V157H213ZM226 158H228V159H230V157H228V156H225V159ZM242 158V157H241ZM98 159H101V158H98ZM173 159V160H174ZM183 159V158H182ZM186 159H188V157L186 158ZM223 159V158H222ZM225 159H223V160H225ZM228 159H226V160H228ZM233 159V158H232ZM238 159V158H237ZM74 160V159H73ZM144 160V159H143ZM168 160H169V158H168ZM197 160V159H196ZM195 160V161H196ZM220 160V159H219ZM225 160V161H226ZM231 160V159H230ZM229 160V161H230ZM234 160V159H233ZM30 161L32 162V163H30ZM69 161V160H68ZM81 161V160H80ZM79 160L77 161V162H80ZM115 161H116V159H115ZM118 161H120V160H118ZM124 161V160H123ZM126 161H127V159H126ZM129 161V160H128ZM180 161H181V159H180ZM188 161H189V159H188ZM194 161V160H193ZM194 161V166L195 165H197V164H195L196 162ZM204 161V160H203ZM240 161V160H239ZM256 161V160H255ZM70 162V161H69ZM114 162V161H113ZM175 162V161H174ZM185 162H187V161H185ZM191 162H192V160H191ZM190 162V163H191ZM232 162V161H231ZM236 162H237V160H236ZM35 163V162H34ZM126 163V162H125ZM128 163V162H127ZM152 163V162H151ZM163 163V162H162ZM165 163V162H164ZM167 163V162H166ZM181 163H182V161L180 162V164L179 165H181ZM189 163V164H190ZM240 163H241V161H240ZM107 164V163H106ZM124 164V163H123ZM149 164V163H148ZM199 164V163H198ZM215 164V163H214ZM213 164V165H214ZM218 164V163H217ZM219 164H221L220 162H219ZM218 164V165H219ZM223 164V163H222ZM103 165V164H102ZM108 165V164H107ZM130 165V164H129ZM168 165H170V164H168ZM167 165V166H168ZM175 165V164H174ZM176 165V166H177ZM186 165H187V167H188V169L187 170H189V166H188V164L186 163ZM192 165V164H191ZM190 165V166H191ZM204 165V164H203ZM207 165V164H206ZM262 165V164H261ZM15 166H20V167H22V171L21 172H16L15 171ZM120 166V165H119ZM139 166H140V164H139ZM176 166H174L175 168H176ZM181 166H183V164L181 165ZM181 166H179V167H181ZM184 166H185V163H184ZM217 166V165H216ZM215 166V167H216ZM219 166H221V165H219ZM225 166V165H224ZM236 166V165H235ZM71 167H73V166H71ZM150 167V166H149ZM152 167V166H151ZM153 167H155V166H153ZM173 167V166H172ZM262 167H264V163H263V165H262ZM93 168V167H92ZM169 168V167H168ZM178 168V167H177ZM183 168V167H182ZM193 168V167H192ZM191 168V169H192ZM197 168H199V167H197ZM210 168V167H209ZM208 168V169H209ZM217 168H218V166H217ZM221 168H222V166H221ZM225 168V167H224ZM94 169V168H93ZM131 169V168H130ZM148 169V168H147ZM150 169V168H149ZM153 169V168H152ZM155 169H156V167H155ZM207 169V168H206ZM207 169V170H208ZM220 169V168H219ZM223 169V168H222ZM264 169V168H263ZM21 170V169H20ZM72 170V169H71ZM106 170V169H105ZM104 170V171H105ZM136 170H138V169H136ZM140 170V169H139ZM144 170V169H143ZM169 170V172L171 171L170 169H168ZM167 170V171H168ZM200 170V169H199ZM202 170V169H201ZM211 170V169H210ZM234 171H235V169H233ZM262 170V169H261ZM54 171H56V172H54ZM150 171V170H149ZM156 171V170H155ZM216 171H218V170H216ZM222 171V170H221ZM141 172V171H140ZM146 172V171H145ZM163 172V171H162ZM182 172V171H181ZM199 172V171H198ZM63 173V172H62ZM61 173V174H62ZM111 173V172H110ZM149 173H151V172H149ZM148 173V174H149ZM175 173V172H174ZM179 173V172H178ZM207 173V172H206ZM214 173V172H213ZM222 173V172H221ZM240 173V172H239ZM88 174V173H87ZM102 174V173H101ZM100 174V175H101ZM119 174H120V172H119ZM180 174V173H179ZM191 175H193V174H196V173H190ZM203 174V173H202ZM201 174V175H202ZM218 174H220V173H218ZM242 174V173H241ZM54 175V176H55ZM103 175V174H102ZM122 175V174H121ZM169 175L171 176V174L169 173ZM175 175V174H174ZM174 175H173V178H174ZM200 174H198V177L199 176H201ZM211 175V174H210ZM222 175V174H221ZM53 176V177H54ZM61 176V175H60ZM74 176V175H73ZM91 176V178H93L92 176L93 175H90ZM147 176V175H146ZM152 176V175H151ZM154 176V175H153ZM168 176V175H167ZM183 176V175H182ZM195 176V175H194ZM203 176H205V174L203 175ZM218 176V175H217ZM238 176H240L239 174H238ZM56 177V176H55ZM87 177V176H86ZM126 177V176H125ZM124 177V178H125ZM130 177V176H129ZM140 177V176H139ZM169 177V176H168ZM167 177V178H168ZM193 177V176H192ZM198 177H195V179L197 178V179H199ZM242 177V176H241ZM140 178H142V177H140ZM139 178V180H141ZM166 178V177H165ZM166 178V179H167ZM177 178V177H176ZM176 178H175V180H176ZM186 178H187V176H186ZM191 178V177H190ZM202 178H204V177H202L201 176V179ZM215 178V177H214ZM220 178V177H219ZM52 179V178H51ZM51 179L49 180V182H51ZM56 179H53V180H56ZM94 179V178H93ZM108 179V178H107ZM127 179H128V177H127ZM135 179H138V178H135ZM134 179V180H135ZM146 179V177L144 178V182L146 181L147 182V180H145ZM147 179H149V175H148V178ZM162 179V178H161ZM178 179V178H177ZM180 179V178H179ZM189 179V178H188ZM206 179V178H205ZM208 179V178H207ZM216 179V178H215ZM238 179V178H237ZM241 179V178H240ZM81 180V179H80ZM85 180H86V178H85ZM124 180V179H123ZM133 180V179H132ZM142 180H143V178H142ZM150 180V179H149ZM171 180V179H170ZM173 180V179H172ZM213 179H211V181H212ZM223 179H221V181H222ZM242 180V179H241ZM48 181V179L46 178V181L45 182H47ZM89 181V180H88ZM129 181H131V179L130 180H127L126 182H127V184L126 183H124V184H126V186L127 185H129L128 183H130ZM136 181V180H135ZM138 181V180H137ZM151 181H152V179H151ZM151 181H149L150 182V186H151ZM174 181V180H173ZM172 181V182H173ZM178 181V180H177ZM198 181H201L200 179L198 180ZM206 181V180H205ZM205 181H204V183H205ZM214 181H216V180H214ZM218 181V180H217ZM238 181V180H237ZM53 183H54V185H55V181H52ZM52 182L50 183V185L52 184ZM73 182V181H72ZM101 182V181H100ZM104 182V181H103ZM116 182V181H115ZM125 182V181H124ZM133 182V181H132ZM131 182V183H132ZM139 182V181H138ZM142 182V181H141ZM144 182H143V184H144ZM149 182H147V185H149ZM164 182H166V180L164 181ZM169 182V181H168ZM195 182V181H194ZM193 182V183H194ZM202 182V181H201ZM86 183H87V180H86ZM95 183V182H94ZM130 183V184H131ZM162 183V182H161ZM173 183H175V185L176 186H179V182H173ZM196 183H197V181H196ZM212 183H214V182H212ZM221 183V182H220ZM223 183V182H222ZM236 183V182H235ZM74 184V183H73ZM78 184L79 183H77V186H78ZM81 184V186L83 185V183H80ZM79 184V185H80ZM97 184V183H96ZM105 184V183H104ZM115 184V183H114ZM134 184V183H133ZM132 184V185H133ZM138 184V183H137ZM141 184V183H140ZM171 184L172 183H170V188L169 187H167V185H166V187L167 188H169L170 190H171ZM198 184V183H197ZM218 184V183H217ZM239 184H241V182L239 183ZM85 185V184H84ZM89 185L91 186V184L89 183ZM106 185V184H105ZM131 185V186H132ZM145 185H146V183H145ZM147 185H146V187H147ZM174 185V184H173ZM172 185V186H173ZM238 185V184H237ZM57 186V185H56ZM87 186V185H86ZM95 186V185H94ZM97 186V185H96ZM96 186H95V188H96ZM116 186H117V184H116ZM130 186V185H129ZM134 186V185H133ZM135 186H137V185H135ZM153 186V185H152ZM151 186V187H152ZM176 186H174V187H176ZM181 186V185H180ZM179 186V187H180ZM182 186H183V184H182ZM198 186V185H197ZM204 186V185H203ZM206 186H208L207 184H206ZM206 186H204V189L206 188ZM211 186V185H210ZM212 186H213V184H212ZM49 187H51V186H49ZM58 187V186H57ZM88 187V186H87ZM92 187H93V185H92ZM110 187V186H109ZM119 187V186H118ZM143 187H144V185H143ZM153 187H155V186H153ZM153 187H152V189H153ZM179 187H177V188H179ZM191 187V186H190ZM190 187L188 188V190L190 189ZM199 187V186H198ZM200 187L201 188H203L202 187V185H200ZM209 187V186H208ZM207 187V188H208ZM216 186L214 185L213 187H211V188H215ZM220 187V186H219ZM218 187V188H219ZM237 187V186H236ZM59 188V187H58ZM81 188V187H80ZM98 188H100L99 190H95V192L94 191H92V193H91V196H92V198H93V200H94V205H93V207L91 206V208H95V212H96V215H97V217L98 216H104L105 214H106V212H107V209H105L104 207V203H105V201H104V199H105V197H107L108 195H109V191H110V189L108 188V187H106V186H102V187H100V186H98ZM97 188V189H98ZM131 188V187H130ZM130 188L129 189H125V188H123V190H127V193H128V191H130ZM133 189H134V187H132ZM136 188V187H135ZM148 188V187H147ZM155 188H157V187H155ZM154 188V189H155ZM183 188V187H182ZM210 188V189H211ZM60 189V188H59ZM65 189V191H67ZM88 189H90L89 187H88ZM120 189V188H119ZM143 189H145V188H143ZM149 189H150V187H149ZM161 189V188H160ZM164 190H167V189H165V188H163ZM168 189V190H169ZM198 189H200V188H197V191H198ZM204 189H202L201 191H202V194L200 193L199 195H201V198L202 197H204V196H202L203 194H204V192H203V190ZM209 189V188H208ZM219 189H221V188H219ZM225 189V188H224ZM69 190V191H70ZM140 190H141V188H140ZM146 190H148V189H146ZM145 190V191H146ZM167 190V191H168ZM169 190V191H170ZM187 190V189H186ZM194 190H195V188H194ZM212 190V189H211ZM214 190V189H213ZM212 190V192L214 193V191ZM216 190V189H215ZM239 190V189H238ZM134 191H136V190H134ZM134 191H131L132 192V195L134 194L133 192ZM145 191H143V192H145ZM196 191V192H197ZM200 191V190H199ZM242 191V190H241ZM121 192V191H120ZM138 192V191H137ZM148 193H150L151 192V189L149 190V191H147ZM152 192H154V190H152ZM151 192V193H152ZM181 192L183 193L184 191H182L181 190ZM179 193L180 195L182 194V193ZM193 192V191H192ZM206 193H210V192H208V190L206 189V191H205ZM219 192V191H218ZM221 192V191H220ZM84 193V192H83ZM136 193V192H135ZM148 193H146L145 195H147ZM156 193V192H155ZM177 194H178V192H176ZM188 193V192H187ZM186 193V194H187ZM189 193H191V192H189ZM194 193V192H193ZM254 193V192H253ZM90 194V193H89ZM118 194H119V192H118ZM130 194V193H129ZM128 194V195H129ZM141 194V193H140ZM158 194V193H157ZM168 194V193H167ZM170 194V193H169ZM178 194V196H180ZM192 194V193H191ZM190 194V195H191ZM241 194V192L239 193V195ZM255 194V193H254ZM111 195V194H110ZM113 195V194H112ZM115 195V194H114ZM149 195V194H148ZM160 195V194H159ZM176 195V194H175ZM183 195V194H182ZM194 195V194H193ZM197 195V194H196ZM198 195V196H199ZM214 195V194H213ZM219 195V194H218ZM262 195V194H261ZM88 196V195H87ZM86 196V197H87ZM105 196V197H104ZM134 196H135V194H134ZM138 195H136V197H137ZM142 196V195H141ZM150 196H152V194H150ZM165 196V195H164ZM198 196H196L197 198H198ZM208 196V195H207ZM220 196V195H219ZM218 196V197H219ZM253 196V195H252ZM122 197V196H121ZM130 197H131V195H130ZM143 198H144V196H142ZM153 197H155V196H153ZM176 197H177V195H176ZM183 198H184V195L182 196ZM239 197V196H238ZM244 197V196H243ZM111 198V197H110ZM129 197L127 196V194L125 195V192H124V194H123V199L121 200L122 202L125 200V202H127V201H129L130 200V198L128 199ZM146 198H148V197H146ZM146 198H144V199H146ZM169 199H173L174 198V196H173V198H170V197H168ZM168 198H166V199H164V201L165 200H167ZM178 199H179V197H177ZM201 198L199 197V201L201 200ZM205 198V197H204ZM204 198L200 201V203H202L203 205H205V206H207L208 205V203L206 202L207 200L205 199L204 200ZM206 198H208V197H206ZM115 199V198H114ZM128 199V200H127ZM132 199H135V201H136V198L134 197V198H132ZM139 200H140V197L138 198ZM144 199L142 200V202H144ZM161 199V198H160ZM176 199V198H175ZM180 199H181V197H180ZM179 199V200H180ZM187 199H188V202H189V198L187 197ZM186 199V200H187ZM217 200H218V198H216ZM239 199V198H238ZM261 199V198H260ZM87 200V199H86ZM85 200V201H86ZM89 200L91 201V199L89 198ZM92 200V201H93ZM107 200V199H106ZM116 200H118L119 201V199H117L116 198ZM138 200V201H139ZM151 200V199H150ZM150 200H149V202H150ZM155 200H156V197H155ZM154 200V198H153V201H155ZM170 200V201H171ZM174 200V199H173ZM195 200V199H194ZM213 200H215V199H213ZM221 200V199H220ZM219 200V201H220ZM241 202H240V204L242 203V199H239ZM90 201H89V203H90ZM114 201L115 200H113V198H111V200L106 204V205H109V207H110V213L112 212V210H114V209H117L116 208V206L114 205ZM138 201H136V202H138ZM162 201H163V199H162ZM170 201H168L167 200V202H170ZM175 201V200H174ZM199 201H198V203L197 204H199ZM236 201V200H235ZM238 201V200H237ZM131 202V201H130ZM140 202H141V200H140ZM141 202V203H142ZM148 202V201H147ZM148 202V203H149ZM166 202V203H167ZM173 202V201H172ZM178 202V201H177ZM187 202V201H186ZM185 202V203H186ZM206 202V204H204ZM208 202H210V201H208ZM119 204V202H117L116 201V204ZM132 203V202H131ZM134 203V202H133ZM133 203H132V205H133ZM146 203V200H145V202H144V205H146L145 204ZM155 204H157L158 202H154ZM153 203V204H154ZM194 203V202H193ZM252 203H253V201H252ZM139 204V203H138ZM149 204H152L151 202L149 203ZM149 204H148V206H149ZM163 204H164V202H163ZM170 204V203H169ZM168 204V205H169ZM173 204H175V203H173ZM172 204V205H173ZM177 204V203H176ZM175 204V205H176ZM184 204V203H183ZM189 203H187V205H188ZM190 204L192 205V202H190ZM242 204H245V203H242ZM83 205H84V203H83ZM82 205V206H83ZM87 205H89V204H87ZM86 205V206H87ZM100 205H101V207H100ZM123 205V204H122ZM121 205V206H122ZM127 205H129V203L127 204ZM165 206L167 205V204H164ZM174 205V206H175ZM180 205V204H179ZM178 205V206H179ZM195 205H196V202H195ZM202 205V206H203ZM239 205V204H238ZM102 206H104V207H102ZM114 206H115V208H114ZM126 206V205H125ZM130 206V205H129ZM141 206H143V203H142V205ZM153 206V205H152ZM151 205L149 206V207H152ZM155 206V205H154ZM158 206H161L160 205V202H159V205L157 204L156 205V208L158 207ZM163 206V205H162ZM165 206L164 207H161V208H164V210H166L165 209ZM181 206H182V204H181ZM184 206V205H183ZM192 206H194V205H192ZM198 205H196V206H194V208L196 207L197 209H199L200 210V207H197ZM213 206V205H212ZM84 207V206H83ZM109 207H108V209H109ZM112 207H113V209H112ZM166 207H168V206H166ZM176 207V206H175ZM174 207V208H175ZM188 207H189V205H188ZM208 207L209 208H211L209 205H208ZM240 207V206H239ZM238 207V208H239ZM86 207H84V209H85ZM123 208V207H122ZM141 208V207H140ZM154 208V207H153ZM156 208L154 209V210H156ZM184 208V207H183ZM185 208H187V206L185 207ZM193 208V209H194ZM195 208V211H196V213H197V209ZM201 208H203L204 209V206L203 207H201ZM207 208V207H206ZM209 208H207V210L209 209ZM214 209H215V207H213ZM240 208H242V205H241V207ZM244 208V207H243ZM40 209H43L42 211V213L41 214H43V216L42 215H40L39 216V214H40V212L38 213V211H41ZM88 209V208H87ZM119 209V208H118ZM139 209V208H138ZM146 209L147 210H149V211H151L150 209H148V207H146L145 208V210H144V207H143V211H146ZM157 209H160L159 207L157 208ZM177 209H178V207H177ZM179 209H182L181 207L179 208ZM187 209H189V208H187ZM213 209V210H214ZM140 210H142V208L140 209ZM162 210V209H161ZM168 210V209H167ZM186 210V209H185ZM184 210V211H185ZM202 210V209H201ZM217 210V209H216ZM237 210V209H236ZM117 211H119V210H117ZM125 211V210H124ZM153 211V210H152ZM151 211V212H152ZM171 211V210H170ZM169 211V212H170ZM181 211V210H180ZM194 211V210H193ZM195 211H194V217H195ZM215 211V210H214ZM217 211H219V210H217ZM239 211H242L241 209H239ZM90 212V211H89ZM115 212V211H114ZM120 212V211H119ZM132 212V211H131ZM166 212H168V211H166ZM190 212H192V211H190ZM189 211H188V213H190ZM199 212H201V211H199ZM198 212V213H199ZM209 212V211H208ZM243 212V211H242ZM242 212H240V213H242ZM121 214H122V212H120ZM137 213V212H136ZM135 212H134V214H136ZM145 212H141L140 213V211H139V215L141 216L142 214H144ZM148 213V212H147ZM154 215H155V212H152ZM165 213V212H164ZM163 213V214H164ZM180 213H183L182 211L180 212ZM193 213V212H192ZM197 213V214H198ZM203 213H205V215H207L206 214V212H204V210H202V214ZM216 213V212H215ZM244 213V212H243ZM245 213H246V211H245ZM121 214H118V216L120 215V217H121ZM125 214V213H124ZM124 214L122 215V217H124ZM153 214H151L150 215V213H149V215L152 217H155V218H157L156 216H154ZM160 214H162V211L160 212ZM159 215V216H164V215ZM174 214V213H173ZM184 214V213H183ZM182 214V216H184ZM202 214H199L200 215V217L201 218H203V216H201ZM249 214V213H248ZM130 215V214H129ZM146 215V213L144 214V215H142V216H145ZM157 215V214H156ZM168 215H170V213L168 214ZM199 215H197V217L199 216ZM204 215V216H205ZM209 215V217H210V215L211 214H208ZM207 215V216H208ZM217 215H218V212H217ZM216 215V216H217ZM239 215V214H238ZM241 215V214H240ZM239 215V216H240ZM150 216H148L150 219H151V217ZM158 216V215H157ZM167 215H165L164 216V218L166 217ZM177 216V215H176ZM179 216H181V215H179ZM181 216V218H183ZM188 216H190L189 214H188ZM193 215L191 214V216L190 217H192ZM246 216V215H245ZM250 216H252V215H250ZM115 216H113L112 218H114ZM117 217V216H116ZM121 217V218H122ZM136 217V216H135ZM171 217H172V215H171ZM186 217V216H185ZM184 217V218H185ZM194 217H192V218H194ZM212 217V219H213V217H215V216H211ZM210 217V218H211ZM238 217V216H237ZM126 219H127V217H125ZM125 218H123V220H125ZM146 218V217H145ZM155 218H153V219H155ZM169 218V217H168ZM173 218V217H172ZM180 217H178V219H179ZM183 218V219H184ZM187 218V217H186ZM192 218H190V219H192ZM196 218V217H195ZM201 218L199 219H197V220H195V219H193V222H194V220H195V222L197 221V224L196 225H198L199 223L198 222H200L201 223V221L203 222V221H205V218H206V220L207 219H210V218H207V217H205V218H203L204 220H201ZM53 219H55V220H53ZM76 219H83V221H82V223L81 224H79V225H81V227L80 228H76L75 227V225H74V220H76ZM93 219V220H92ZM101 219V218H100ZM118 219H120L119 217H118ZM129 219V218H128ZM139 219V218H138ZM142 219H143V217H142ZM141 219V220H142ZM152 219V221H154ZM171 219V218H170ZM212 219H211V221H209V220H207V222H210V225H212V223H213V221H212ZM242 219V218H241ZM250 219V218H249ZM122 220V221H123ZM143 220H145V219H143ZM142 220V221H143ZM147 220V219H146ZM156 220V219H155ZM159 220H160V218H159ZM162 220V219H161ZM173 220V219H172ZM102 221V220H101ZM121 221V222H122ZM133 221V220H132ZM131 221V222H132ZM147 221H150V220H147ZM182 221V220H181ZM188 221V220H187ZM216 221V220H215ZM215 221H214V223H215ZM221 221H223V220H221ZM240 221V220H239ZM124 222V221H123ZM126 222V221H125ZM127 222H128V220H127ZM130 222V221H129ZM141 222V221H140ZM143 222H145V221H143ZM175 222H176V218H175ZM193 222L191 221L190 223L192 224V225H194L193 224ZM212 222V223H211ZM249 222H251L250 220H249ZM78 222L76 221V224H77ZM80 223V222H79ZM101 223V222H100ZM120 223V222H119ZM156 223V222H155ZM158 223V222H157ZM156 223V224H157ZM160 223H162V222H160ZM165 223H168V222H166L165 221ZM189 223V222H188ZM189 223V224H190ZM204 223V222H203ZM217 223H218V221H217ZM101 224H103V223H101ZM106 224V223H105ZM125 223H123V224H121L120 226H122L123 225V227L124 226H126V224L124 225ZM149 224V223H148ZM152 224V223H151ZM155 224V226L156 227H158V225H156ZM172 224V223H171ZM171 224H170V221H169V223H168V225H170V227H171ZM174 224V223H173ZM173 224H172V226H173ZM209 224V223H208ZM220 224V223H219ZM235 224V223H234ZM251 224V223H250ZM258 224V223H257ZM107 225V224H106ZM106 225H104V226H106ZM129 225V224H128ZM127 225V226H128ZM132 225V224H131ZM159 225H163V224H159ZM166 224H164L163 225V227L165 226ZM168 225H166V227L168 226ZM185 225V224H184ZM201 225H202V223H201ZM204 225H205V223H204ZM214 225H216V223L214 224ZM212 226L213 228H214V231H215V228H216V226L218 225H216V226ZM239 225V224H238ZM77 226H78V224H77ZM130 226V225H129ZM146 226V225H145ZM154 226V225H153ZM154 226V227H155ZM237 226V225H236ZM108 227V226H107ZM144 227V226H143ZM147 227H150V226H146V228ZM151 227H152V225H151ZM160 227H162V226H160ZM169 227V226H168ZM167 227V228H168ZM169 227V228H170ZM174 227V230L172 229ZM173 227H171V230L170 231H172L173 233H175L176 231V227L175 226H173ZM218 227V226H217ZM105 228V227H104ZM128 228V227H127ZM145 228V227H144ZM143 228V229H144ZM159 228V227H158ZM168 228V229H169ZM183 228H185V227H183ZM186 228H190V227H186ZM192 229V231H193V227H191ZM194 228H196V226L194 227ZM120 229L122 230V231H120ZM125 229H126V227H125ZM138 229V228H137ZM155 229V228H154ZM161 229V228H160ZM168 229H167V231H168ZM198 229H200V228H198ZM208 229H212L210 226H208ZM217 229V228H216ZM240 229V228H239ZM238 229V231H240ZM127 230H129V228L127 229ZM148 230H149V228H148ZM148 230H146V231H148ZM153 230V229H152ZM151 230V231H152ZM156 230H158V229H156ZM195 230V229H194ZM197 230V229H196ZM201 230V229H200ZM199 230V231H200ZM169 231V232H170ZM198 231V230H197ZM205 232H206V230H204ZM211 231H213V230H211ZM214 231H213V233H214ZM217 231V230H216ZM218 231H219V228H218ZM263 231V230H262ZM135 232V231H134ZM137 232V231H136ZM135 232V233H136ZM145 232V231H144ZM157 232H159L160 233V231H157ZM169 232H168V234H169ZM190 232V231H189ZM210 232V231H209ZM234 232V231H233ZM235 232H237V231H235ZM241 232V231H240ZM247 232V231H246ZM141 233V232H140ZM146 233V232H145ZM145 233H143V234H145ZM148 233V232H147ZM146 233V235L148 236V234ZM153 233V232H152ZM162 233V232H161ZM173 233L171 234V232H170V235L169 236H172L173 235ZM181 233V232H180ZM188 233V232H187ZM195 232L193 231V234H194ZM197 233V232H196ZM199 233H203L202 235L200 234V236H202L201 237V239L203 238V237H205L206 236V233H205V235H204V232H202V231H200ZM218 233V232H217ZM217 233H215V235L217 236ZM242 233V232H241ZM241 233H239V234H241ZM264 233V232H263ZM262 233V234H263ZM137 234V236L139 235L138 233H136ZM135 234V235H136ZM142 234V233H141ZM151 234V233H150ZM157 234V233H156ZM156 234H154V235H156ZM164 234V233H163ZM167 234V235H168ZM178 234V232H176V234H175V236ZM184 234V233H183ZM189 234V233H188ZM193 234H189L190 236L191 235H193ZM198 234V233H197ZM197 234H195V235H197ZM209 234V233H208ZM211 234V233H210ZM220 234V233H219ZM126 235H128V237L126 238ZM146 235H144V236H146ZM162 235V234H161ZM166 235V234H165ZM180 235V234H179ZM178 235V236H179ZM182 235V234H181ZM189 235H188V237H189ZM204 235V236H203ZM237 235V234H236ZM143 236V235H142ZM143 236V237H144ZM147 236H146V241H147ZM168 236V240H169V237ZM183 236V235H182ZM182 236H179V237H182ZM210 236V235H209ZM209 236L207 237V240L209 239ZM216 236H210L211 237V239H214L213 237H216ZM219 236V235H218ZM241 236V237H240ZM246 236V235H245ZM244 235L242 236V234L241 235H239V237L241 238H238L239 240H240V242H239V244L240 243H243V245L242 246H244V247H242L241 245H239L237 242V244L239 245V246H241V249L242 248H245L244 250H245V253H244V251H243V253L244 254H246L247 255V253H248V258H252V260L253 261H250L248 258H247V260L248 261H246L245 260V264H251V262H252V264H264V249L262 248V246H260L259 244H257V242L255 241V240H250V238H248L249 236L247 235L246 237H245ZM166 237V236H165ZM174 237V236H173ZM177 237V236H176ZM176 237L174 238V239H176ZM183 237H186V235H184ZM199 237V236H198ZM205 237V238H206ZM221 237V235L218 237V239H222V238H220ZM172 238V237H171ZM190 238V237H189ZM189 238H185L186 240L187 239H189ZM196 238V240H195V242H197V237H194V239ZM217 238V237H216ZM215 238V239H216ZM153 239H154V237H153ZM165 239H167V238H165ZM173 239V240H174ZM194 239H193V241H194ZM231 239V238H230ZM236 239V238H235ZM149 240V239H148ZM156 240V239H155ZM167 240V241H168ZM200 240V238L198 239V241ZM206 240V239H205ZM150 241V240H149ZM148 241V242H149ZM176 241H178V240H175V242ZM189 241H191V239L189 240ZM189 241H188V243L187 244H189ZM193 241H192V243H193ZM204 240L202 239V241L200 242V243H202ZM214 240H211V242H213ZM220 242L222 241V240H219ZM226 241V240H225ZM227 241H230L231 243H235V242H232L231 240H227ZM227 241L225 242V243H227ZM234 241V240H233ZM236 241V240H235ZM152 242H154L155 243V241H152ZM172 242V241H171ZM171 242H170V244H171ZM174 242V243H175ZM198 242V243H199ZM205 242V241H204ZM211 242H206V244H208L209 243V246H211V248L213 247V246H215V245H213ZM214 242H216V241H214ZM223 242H224V240H223ZM147 243V242H146ZM169 243V242H168ZM198 243L196 244V246H199L198 245ZM211 243V244H210ZM231 243H227L228 245H230ZM235 243V244H236ZM260 243V242H259ZM263 243V242H262ZM127 244H128V242H127ZM136 244V245H137ZM142 244V245H143ZM147 244H149V243H147ZM163 244V243H162ZM173 244V243H172ZM172 244H171V246H169L168 244V246L166 245V243L164 242V247L166 246V247H170L169 249L170 250H172L174 247H172ZM194 244V245H195ZM203 244H205V243H203ZM203 244H201L202 246H204ZM220 244H222V242L220 243ZM224 244V243H223ZM222 244V245H223ZM226 244V245H227ZM236 244V245H237ZM100 245L101 246H103L102 248L100 247ZM137 245V246H138ZM141 245V244H140ZM155 245H157V246H155V248L157 247V248H163V247H159V245L156 243ZM175 245V244H174ZM193 245V244H192ZM200 245V246H201ZM213 245V246H212ZM131 246V245H130ZM132 246H133V244H132ZM136 246V247H137ZM146 246V245H145ZM151 246V245H150ZM152 246H154V245H152ZM199 246V247H200ZM206 246H208V245H206ZM217 246V245H216ZM223 246H225V244L223 245ZM102 249H100V248ZM140 248H141V246H139ZM147 247V246H146ZM190 247V246H189ZM217 247H219V246H217ZM217 247H215L216 249H218ZM226 247H229V246H226ZM98 248L102 251L101 253L102 254H98L97 253V250H98ZM134 248V247H133ZM155 248H154V250H155ZM156 248V249H157ZM166 249L165 248V252H167V250H169V249ZM175 248L177 249V250H179L178 248H183V247H181V246H178V248H177V246L175 245ZM186 248V247H185ZM192 248V247H191ZM200 248H202V247H200ZM210 248V252H211V250L213 249L214 250V248H212L211 249ZM219 248H221V249H223V248H225V247H219ZM230 248H231V246H230ZM229 248V249H230ZM73 249L74 250H76V251H73ZM127 249V248H126ZM153 249V248H152ZM189 249V248H188ZM195 249V248H194ZM204 249V248H203ZM202 249V250H203ZM132 250V249H131ZM135 250V249H134ZM148 250V249H147ZM158 250V249H157ZM163 249H161V251H162ZM199 250V249H198ZM205 250H209V248H207V249H205ZM224 250V252L226 251V249H223ZM222 250V251H223ZM151 251V252H150ZM152 251L153 250H149V252L150 253H152ZM164 251V250H163ZM174 251L176 252V250L174 249ZM180 252L181 251H183L182 249H180L179 250ZM191 251H192V249H191ZM200 251V250H199ZM215 251V250H214ZM218 251H220V250H218ZM222 251H220V257L222 258V255H223V253H222ZM129 252V251H128ZM155 252V251H154ZM153 252V253H154ZM159 252H160V250H159ZM171 252V251H170ZM180 252H178V254H173L172 252V256H169V253H168V255L167 256H169L168 258L164 255V257H166L167 258V260H166V258H165V260H163V257H160V256H158L157 254H155V255H153V256H151L149 259L148 258H146V259H144L143 260V256L140 254V252H138L139 254H140V257L139 258H136L135 257V254H133V253H131V252H129V253H125V259H127V260H129V262L132 264H217L218 263V259H220V258H218V256H219V254L218 255H216L217 257H213V256H209L208 254L209 253H205V254H203V253H199V252H197L198 254H196V258L194 257L193 258V256L191 255V254H193V253H190V254H188L190 251H188V253H186V255L188 254V255H191L192 256V258H193V260H190L189 258H185V257H183L184 255H183V252H181L182 254H180ZM184 252H187L186 250H184ZM217 252V251H216ZM215 252V253H216ZM227 252V251H226ZM242 252V251H241ZM137 253V254H138ZM164 253V252H163ZM236 253V252H235ZM238 253H240L239 251H238ZM167 254V253H166ZM195 254V253H194ZM217 254V253H216ZM226 254V253H225ZM241 254V253H240ZM150 255V254H149ZM185 255V256H186ZM212 255H214V253H212ZM227 255H229V254H227ZM231 255V254H230ZM246 255H245V257H246ZM137 256V255H136ZM237 256V255H236ZM143 257V258H142ZM187 257H189V256H187ZM240 257L243 259L244 257H242L241 255H240ZM124 258V257H123ZM162 258V259H161ZM70 259H71V261H70ZM85 259V258H84ZM94 259V258H93ZM224 258H222V260H223ZM236 259V258H235ZM221 260V262L222 263H224L223 261H225V260H223L222 261ZM239 261H240V259H239ZM242 261V260H241ZM240 261V262H241ZM255 261V262H254ZM239 262V263H240ZM220 263V262H219ZM238 263V262H237ZM244 263V262H243ZM96 264V263H95ZM228 264V263H227Z\"/></svg>",
    "mask_w": 264,
    "mask_h": 264
}]
</instances>
